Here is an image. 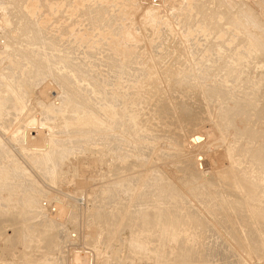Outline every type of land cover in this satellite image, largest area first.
<instances>
[{
	"label": "rangeland",
	"instance_id": "obj_1",
	"mask_svg": "<svg viewBox=\"0 0 264 264\" xmlns=\"http://www.w3.org/2000/svg\"><path fill=\"white\" fill-rule=\"evenodd\" d=\"M191 3H192V5H191ZM96 4H98V5L96 6ZM101 4H102V6H101ZM6 8H7V10H6ZM185 9H186V12H185ZM204 9H205V11H204ZM187 11L188 12L190 11L189 12L190 14L187 13ZM227 11L229 14H231V13L233 14V17L230 20H228L229 19L227 17L228 13H226ZM238 11H246L252 17V19L248 23L240 20L241 23L243 24V29L241 31H238V29H233V28H235L234 26H230L231 24H227V22L228 23H234L233 25L236 26L235 23L240 19L238 14L236 13ZM211 12H212V14H211ZM213 12H215V13H213ZM209 13H210V15H209ZM219 13H220V15H219ZM99 14L101 17L99 16ZM214 15H216V17ZM88 16H90V17H88ZM211 16H212V18L214 17V19H212ZM74 17H76V18H74ZM66 19H68V20H66ZM114 19H115V21H114ZM32 22H34V23H32ZM127 22H129V23H127ZM30 24H32L33 26ZM34 24H35V26H34ZM219 24L223 27V28L221 27L222 31L224 29L221 36H219L217 33L219 31H221L220 26L219 27L217 26ZM249 26L260 28L262 30L261 34L258 35L257 32L250 30ZM49 29H51V30H49ZM82 29L85 30V33ZM46 30L48 31V33ZM26 31L28 34H25ZM34 31L37 33H34ZM114 31L116 34L114 33ZM94 32H95V34H94ZM109 32L111 33V35ZM75 33H76V35H75ZM112 33H113V35L114 34L115 35L112 36ZM69 34H70V36H68ZM35 35H37L38 37H36ZM250 35L254 37L253 40L250 39V37H249ZM99 36H100V38H99ZM129 36H130V38H129ZM102 37H103V39H102ZM109 37H111V38H109ZM118 37L119 38L121 37L120 38L121 40H118L117 42H119V41L123 42V46L121 45V43L120 44L118 43L119 45H121V47H124L125 49L129 48V46H130L129 49H131V47H132L131 50L126 49V52L132 51L131 53L125 52L127 54V56L124 53H123V56H121L122 55L121 52L117 53L118 50L114 51L116 49L115 48L112 49L114 47V45L111 44V40L112 39H119ZM31 38H33V39H31ZM64 38H66V40ZM83 38H85V39L82 40ZM125 38H127V40L129 38L128 42L134 43V44L128 43L127 40H125ZM50 39H52V40H50ZM55 39L56 40L58 39L57 40L58 42ZM94 39H96L97 41ZM122 39L124 41H126V43ZM87 40L89 42H87ZM105 40L107 43L105 42ZM37 41H39V43ZM71 41H73V42H71ZM261 42H264V0H192V2H191V0H57V1L56 0H0V108H2V106H1L2 103L7 102L6 96H8V95L14 96V94L17 95L16 94V92H17V93H19L18 95H20V96L22 95L23 103H25V106H26V108L24 109V112L22 113L20 119L17 121L19 125H20V123L23 122L27 126L28 124L26 121H28V120L32 121L35 119H39L38 121L42 122L46 118L54 119L55 114L48 113L49 109L46 106L47 103H49V101L51 102V100L53 101L55 106L57 105L56 107L60 108L61 106H63L62 109H59L53 105L55 110L58 109L59 112H62V113L64 112L65 118H68L69 116H70V118H72L74 116V119H76L78 117L77 115H79V114L83 115V113L85 115L86 111L88 113L89 110L91 112L92 110L97 109V108H99L101 110V105L105 104L104 101L102 100L103 94H99L101 91L99 92V90L97 89L98 87H101V89L100 88L99 89L103 90V92L106 93V95H108L110 98L112 96H116L114 98V99H116V101H115L116 104L118 102L121 103V106L126 108V110L128 112V113H126L127 115L135 116L138 127L136 125H133V123H132V125H130V127L134 128V129L132 128V131L134 130L133 131L134 136L138 135V134L141 135L144 133V131H146L144 134L145 135L147 134V137L146 136L143 137V135H144L143 134V135H141L140 138L138 135L137 137L139 139L137 140V142L135 141V143H132L134 141H131L132 139H129V141H131L132 144L129 143L128 140L125 142V139H127V138L124 139L123 136H118V139H116V141L113 139V141L116 143V147H115L114 142L110 143L111 145L108 143H105V142L104 143L99 142L100 135H102V134H100L99 130L96 131L94 127L93 128L90 127V128L95 130V131L93 130L94 132L93 131H91V132L90 131L89 132L80 131L81 132L80 133L81 138H82L83 134H86V137H88V139L89 138L91 139L93 137H94V139L87 140L86 137H84L80 140L79 132H78L79 130L75 131L74 133H65V132L60 133L61 130L69 128V127H67V125L62 126V125L66 124L65 122L62 123L60 126H56L54 124H51V129H50L51 132L47 131V127H48L47 124H49V122H46V123L43 122L42 124H44V127H45L44 129H46V134L47 135L49 133L51 134V135H48V137L51 136V140H53V143H55L57 145L59 139H61V138H62L61 140L64 142V147H62V148L59 147V149H58L57 146L54 147V144H50L49 145L50 148L48 147L45 149L48 152V154L46 151L44 152L47 155L46 156L47 159H45L46 162L45 161L44 162L46 164H47V161L49 162L48 163L49 166H47V168L50 167V165L52 163V161H51L52 159L55 160V161L53 160L52 165L54 164V162H56L58 160L56 162L57 165L55 163L53 166H51V168L49 169V173H48L47 171L45 172V170L43 171V169L41 167H38V165H40V164L35 165V163H37V162L33 163L32 160L24 154L25 149L22 148V146H23L22 144L16 145V143H13L15 146L11 144L13 141L12 136H14V134L16 133V131L14 132V130H16V129H14V128H16V125H18V124H16L14 126V128H11L9 130V132H4V130H3L4 134L0 133V135H2V136H0V138L2 139L3 142L8 144L7 145L8 147L10 146L9 148L12 151V153L14 152L15 157H17V158L19 157L18 158L19 162H18V159L15 158V159H17V162H18L17 164H19L21 166V169H22L19 171V172H21V173H19V176H22V173L25 170V172H26L25 178L26 179H28V180L32 179L31 180L32 183H34L33 181H35L37 183L36 184L37 187H39V188L42 187L41 189H43V188L46 189V187H48L47 190L53 191V193L58 192V194H56V195H60V196L63 195L61 197H64L63 199H65L64 200L65 204L62 203L63 204L62 208H59L60 211H62V213L64 214V216L61 217V219H59V218L57 219L56 218V211H58V209L55 208L57 201L55 199H53V197H52L53 201L51 198L49 199V200H51L50 202H52V203H50L47 197H42V196L40 197L39 196L40 197L39 199L41 200L40 203H41V205L43 204L45 208L44 207H41L42 209L41 208H32L34 210H32L30 208L29 209L28 208H24V209L23 208H11L9 206V203H11L10 200L8 202V201H5L4 199L0 198V206H1V208H0V264H148V263L149 264H155V263L156 264H160V263L161 264H172V263L173 264H178V263L184 264V261H182V263H181V256H180L181 254H184L183 257L185 256V260H188L187 262H185V264H191V263L192 264H194V263L195 264L196 263L197 264H200V263L201 264H219V263H222L223 258H221L222 259V261H221V260H219L220 257L216 258V257L212 256L213 259H215V260H213L211 256L207 257V255H205L206 254L205 249L202 250L204 246L206 247V244L204 245V242L206 243L208 240V239H204V236H205L204 234L206 233L204 228H206V227H203V225L199 226L200 230L197 231L196 229L199 227H197V228L195 227L197 224L194 223L195 222L194 218L191 216V214L189 215V211H188L191 208H196L198 210L200 209V211L202 213L200 211L199 212L201 214L204 213V216L208 217L204 208H207V207L210 208V206H211V208L212 207L213 208L219 207V208H226L228 210H229V207H227V206H230L231 210L227 211L226 213L227 214L229 213L228 216L232 217L231 220H233L232 221L233 223L240 224V225L236 224L237 227H236V225H234L235 226L234 231H235L236 235H238L240 237V240H242V243L244 245L243 250L248 249V251H249V252L248 251L242 252V251L238 250V248L235 246L236 242L234 243L232 240L226 241L227 243H225V244L230 245V246L228 245V249L227 248L226 249L230 250V254L232 256L234 255L235 259L232 258V256L230 255L229 258L227 257L229 260L227 258H226V260L224 259L223 264H231L232 262H233L232 264H234V263L235 264L236 263L237 264L238 263L239 264H251V262H252V264H254V263L258 264L260 260L264 261L263 260L264 258H262L264 255L262 256V254H261V253L264 254V251H262V250L260 251V249L264 250V248H263L264 247V244H263L264 241H262V240H264V235H263L264 229H261L262 227L264 228V218H263L264 217V213H263V211H264V205H263L264 204V200H263L264 199V192H263V190L264 189H260V187L264 188V186H263L264 185L263 184L264 183V178H263L264 177V173H263L264 171L260 170V172H259V170H258L259 167H260V169H264V166L261 167V165H259L255 160L253 161L252 159H250L251 157H249V155L246 153V151L248 152V151L256 150L258 147H260V143H263V141H264V135H263L264 134V114H263L264 110L259 111V109H258L257 111L259 113L258 112L256 113L255 110H253L251 112L252 114L250 116L251 120L248 124V129L250 128V133H251V131H259L260 134H262V132H263L262 136H259L260 137L259 139L258 138L257 139L256 138L255 139H250V138L247 139L248 136H246L245 134H243V133L240 134L239 132H237V133H239V134H237V133H235L234 129H232V128L230 129V127H227L226 124L228 123V126H230V123L228 122V120L226 121L227 118L224 119L225 118L224 115L221 116L222 114H224L223 113L224 107L233 106V102L228 101V99H224L225 96L222 97L223 99L221 97H216L215 101H217V102H215L213 100L214 96H211L212 97L211 98L210 94L209 93H208L209 95L207 94V89H211L210 86H219L222 88L224 86H226L225 89L230 88L231 91H229V92L232 93V94H230V95H232V97H234V95H235L234 91H236L237 95L234 98H242L240 96H242L245 93L247 95L252 96V94H250L251 92H253V93L254 92H257V93L260 92V94L256 93L257 95H260V97L258 96L260 98V100L258 102L256 101V103H257L256 108L261 106L262 108H260V109H264V105H263L264 104V77L260 78V76L262 74L261 73L262 69L257 67V64L255 63L256 53L253 52V49L255 47H258V44ZM33 43H35V44H33ZM90 43H93V44H90ZM61 44H62V46H61ZM72 45H76V46L73 47ZM101 45L104 48L101 47ZM111 45H112V48H111ZM124 45H126V46H124ZM68 46L70 47V49ZM81 46H83V47H81ZM98 48H100V50ZM66 49H68V50H66ZM74 49L77 51H75ZM88 49H90V51ZM94 49L96 50V52ZM71 50H72V52H71ZM86 50L89 52H87ZM104 50H107V51L105 52ZM151 50H153V51H151ZM68 51H69V53H68ZM73 51H75V52H73ZM92 51H93V53H92ZM163 51H165V52L163 53ZM237 51L249 52V54H251L252 57L251 58L249 57L248 61H246V62L243 61L241 64L237 65L234 63V60H233L234 57H237V53H239ZM120 53H121V55H120ZM39 54L41 56V60H43L42 63H41V60L39 58L40 56H37ZM53 54L55 56L59 55L61 57H55ZM34 55H35V57H33ZM69 55L72 57H70ZM91 55H94V56H91ZM107 55L108 56L111 55L113 57H111V56L108 57ZM129 55H130V59L128 57ZM31 56H32V58H31ZM117 56H118V58H117ZM125 56H126V58L124 59ZM29 58H31V60ZM67 58H69V59H67ZM108 58H109V60H108ZM111 58H113V59H111ZM35 59L38 62L35 61ZM50 59H52V60H50ZM70 59L72 61H74V60L75 61L74 62L69 61ZM121 59H123V60H121ZM128 59H129V61H128ZM46 61L48 63L50 61L49 65L46 63ZM123 61H124V63H123ZM12 62H14L16 64H14ZM19 62H21L22 64H20ZM29 62H31V63L29 64ZM43 62H44V64H43ZM68 62H70V64H68ZM80 62H82V63H80ZM130 62H132V63H130ZM33 63H36L37 65L33 64ZM56 63H57V65H56ZM135 63L137 66L134 65ZM32 64H33V66H32ZM72 64L75 67L72 66ZM125 64H128V65H125ZM129 64L130 65L132 64V65L130 66ZM21 65H24V66L21 67ZM42 65L43 66L46 65V69H45V67L42 68L41 67ZM108 65H111L110 68L108 67ZM36 66H39V67H36ZM56 66L57 67L59 66V67L57 68ZM132 66L135 68H133ZM83 67H84V69H83ZM119 67H120V70H119ZM146 67H148V68H146ZM168 67L170 69H168ZM12 68H14V70ZM37 68L38 69L40 68L39 71L36 70ZM121 68H123V69H121ZM188 68L190 69V71L188 70ZM15 69L18 70V72ZM70 69H71V71H70ZM106 69L108 71L111 69L110 70L111 72L109 71L110 76H109V73ZM61 70H62V72H61ZM163 70H165L166 72L165 71L163 72ZM14 71H16V72H14ZM27 71H28V73H27ZM32 71H33V73H32ZM34 71H36V72H34ZM41 71H43L44 73ZM63 71H64V73H63ZM142 71H143V73H142ZM38 72L42 73V74L38 75L39 74ZM53 72H55L56 74ZM112 72H113V74H112ZM127 72H129V73H127ZM176 72H178V73H176ZM189 72H191V74L193 73V75H191L192 78L190 77L191 80L188 79V77L190 75ZM46 73H47V75H46ZM57 73H58V75H57ZM60 73H61V75H60ZM74 73H78L76 75L79 77L74 75ZM106 73H107V75H106ZM180 73L182 76L180 75ZM183 73L186 74V78L184 77L185 74H183ZM13 74H15V75H13ZM163 74H164V76H163ZM187 74H188V76H187ZM52 75H55V76L57 75V76L54 77ZM59 75H60V77H62V75H63V77L60 78ZM65 75H67V76H65ZM68 75H70V76H68ZM135 75H137V76H135ZM143 75L145 77H143ZM23 76H25V77H23ZM107 76H109V77H107ZM131 76H134V77H131ZM20 77L22 78V80ZM36 77H38L39 79ZM51 77H53L54 79ZM57 77H59L63 81H61ZM80 77L83 79H81ZM110 77H111V79L113 77L112 81H111ZM41 78H43V80ZM63 78H66V79H63ZM77 78H79V79H77ZM92 78H93V80H92ZM94 78L97 80H95ZM103 78L105 80H107L106 83L108 85L105 84V80ZM131 78H134V79H131ZM150 78H151V81H150ZM19 79H20V81H18ZM68 79H69V81H67ZM154 79L157 81H155ZM172 79H174V81ZM245 79H247V83H246ZM41 80H42V82L45 81L44 83L47 86L44 83H42ZM54 80H56V81L58 80L57 83ZM89 80H91L92 82H90ZM21 81H22V83L20 84ZM24 81L26 82V84ZM49 81H50V83H46ZM59 81H61L63 85L61 83H58ZM11 82H13V83H11ZM18 82H19V85H18ZM54 82H55V84H54ZM67 82H69V83H67ZM78 82H79V84H78ZM98 82H99V84H98ZM108 82H111V83H108ZM260 82H262V83H260ZM86 83H87V85H86ZM242 83L244 86L242 85ZM256 83H257V85H256ZM56 84H58V85H56ZM219 84H221L222 86ZM20 85L22 87H20ZM79 85H80V87H79ZM83 85L84 86L86 85L85 86L86 90L84 89L85 87L84 88L82 87ZM99 85H101V86H99ZM197 85H199V86H197ZM229 85H230V87H229ZM92 86H94L97 89L96 90L97 93L93 92L94 90H93ZM239 86H240V88H239ZM65 87H67V89ZM88 87H90L93 91L91 92V89ZM197 87H199V88H197ZM8 88H10V89H8ZM20 88H21V90H20ZM41 88H42V90H41ZM45 88H46V91H45ZM75 88H77V89L75 90ZM103 88H105L106 91ZM193 88H194V90H193ZM243 88H245L247 90H245ZM12 89H14V93H13ZM49 89H50V91H49ZM89 89H90V91H89ZM228 89H226V91H228ZM241 89L243 91L244 90L245 91L243 92V91H241ZM70 90L73 91V93H70V95H69V92H71ZM74 90L76 93H74ZM77 90L80 92H78ZM239 90L241 93L239 92ZM249 91H250V93H249ZM81 92L83 93L82 95L79 94ZM90 92L93 93L94 95H92ZM103 92H101V93H103ZM110 92L114 93V95L113 94L110 95ZM122 92H124V93L126 92V93L123 95ZM86 93H88V95ZM233 93H234V95H233ZM84 95L86 97L87 96L88 97L86 98ZM90 95L93 97L89 98V97H91ZM117 95H118V97H117ZM119 95H120V97L123 96L125 101L121 100L123 98L122 97L120 98ZM29 96H30V99H29ZM66 96H68V98H66ZM82 96H84V97H82ZM98 96L101 99H98ZM70 97H72V99ZM95 97H96L97 101H95L96 100ZM126 97L128 100L126 99ZM24 98H26V99H24ZM74 98H75V100L73 101ZM85 98L90 99V100L86 101ZM42 99H43V101H42ZM62 99H64L63 100V101H65L64 103H61ZM66 99H69L70 101L72 100V102H73V103L71 102L72 106L74 104L75 107L73 106V108H72L70 106L71 104H69L67 107H65L66 101L68 102V100H66ZM83 99L85 100V105L82 104V103H84ZM79 100L80 101L82 100L81 101L82 103ZM119 100H121V101H119ZM76 101L78 102L77 105H79V103H80L81 106L77 107L75 104ZM100 101L101 102L103 101L102 102L103 104L102 103L100 104ZM222 101H224V104ZM225 101H227L228 103L227 102L226 103L229 105H226ZM88 102L93 103V104L94 103L96 104V102H97L98 103V104H96L97 107H95L96 105L94 104V108L91 110L90 107L92 108L93 104L88 105ZM123 102H124V104L122 105ZM219 102H220V104H219ZM119 103H118V105L120 107ZM221 104H222V106H221ZM219 105L221 106V108H219L220 107ZM84 106H85V108L88 106L89 110L84 108V112L82 113ZM68 107H69V110H70V107L73 110L72 111L71 110L70 111H68V110L64 111L65 108L68 109ZM80 107H82V108L78 109ZM205 107H206V109H205ZM214 107L215 108L218 107V109H215ZM4 108L5 107L3 105L2 109L5 111ZM75 109L80 110L81 113L77 112L78 110H76L77 113L72 114V112H75ZM99 109H97L98 111L95 110L96 113L101 112ZM220 109L222 110V114H221ZM69 112H71V114ZM10 113L12 114V111H10ZM26 113L28 116L26 115ZM31 113L33 116L31 115V117H30L29 114H31ZM253 113L255 115H253ZM35 114H36V117H34ZM232 115H233L232 118L235 117L234 119H239V117H240L239 115H238L239 117H237V115L234 113H232ZM66 116H68V117H66ZM1 117H3V116H0V120L2 119ZM22 117H23V119H22ZM221 117H222V119H221ZM247 117H249V114L247 115ZM247 117H246V115H243L241 117L242 118L241 121H242V123H245V125H246V122H244V121L246 119H248ZM21 119L23 121L19 122V121H21ZM120 121L118 123L119 125L123 122L122 121L120 123ZM23 123H22L23 127H21L20 129L26 130L27 127H25V125ZM30 123L31 122H29V126H31V125L33 126V124H36L37 122L36 123L32 122L31 125H30ZM220 124H221V126H220ZM128 125L129 124H127V126H125V129L123 128L124 125H123V127L121 126L122 132L127 131V129H129ZM239 125H240V127H242L241 124H239ZM134 126H136L137 128ZM162 126H163V128H162ZM52 127H53V129H52ZM59 127L60 128L62 127V128L60 129ZM164 127H166V128H164ZM32 128L35 129V127H32ZM54 128L56 129V131L58 130L57 132L60 133V134L57 133L58 135H60V136L62 135L61 137L58 138V135H55V134H54L55 136L53 135V137H52V134L55 132ZM80 128H82V126ZM69 129H72V128H69ZM136 129H138L139 131ZM241 130H243V129H241ZM135 131H138V133ZM161 131L163 133H161ZM95 133H98V134L95 136ZM150 133H152V134H150ZM165 133H166V135H165ZM32 134L36 135L37 133L33 132ZM43 134H45V132H43ZM153 134H155V135H153ZM156 134H160V135H156ZM98 135H99V137H98ZM239 135H240V137L242 135L246 136V137H243V136L242 137L244 139H247V140H244L245 142L244 141L241 142V140H243V138L241 137V139L239 138V142H237ZM251 135H252V133H251ZM148 136H151V137L154 136V137L153 138L150 137L151 138L150 139ZM159 136L165 137V138L163 137V141H162V139L159 140L160 139ZM170 136H172V137H170ZM186 136L188 138L194 139L193 144L190 146V148H192L194 145L198 146V148H199V150L194 154L195 155L194 158L195 159L198 158V162H199V163H196L197 164L196 169L199 171H203V173L205 175H208L209 176L208 179L211 182V184H208L209 182H207V181L206 182L201 181V180H199V181L195 180L194 181L192 178L191 179L193 181L190 184V180L189 179H188L189 181L186 180L187 174L185 172V168H184L183 163L181 161V157H179V158H174L175 156L172 157V155H174V151H175V149H174L175 144H173V143L174 142H178V143L183 142L184 143V141H185L184 138H186ZM29 137H31V136H28V138ZM35 137L36 136H32V138H35ZM71 137H74V139H76L77 141H75L74 139H71ZM177 137L179 139H177ZM10 138H11V140H10ZM65 138L70 139L72 141L65 140ZM141 138L142 139L145 138L146 140H142ZM154 138L157 140H155ZM170 138H173L172 140H174V141H172ZM235 138H236V141H235ZM78 139H79V141H81L83 143L79 144L80 142L78 143ZM121 139L123 142L121 141ZM140 139H141V141H140ZM85 140H87L88 142H86ZM167 140L169 142L171 141L170 142L171 144L168 143ZM229 140H230V143H229ZM73 141L75 142L74 144H73ZM119 141H121L120 144H119ZM148 141H150V142H148ZM246 141H248V142H246ZM166 142H167V145H166ZM232 142L235 143V146H232V147H234L235 153H236V148L240 147L239 149H237L236 154H238V153L239 154L235 158L236 159L235 163L233 162L234 163L233 164L234 167L232 166L233 171L230 167V163L226 162L225 160H224L225 161L224 162L220 158L225 153V148L227 146L232 145L233 144ZM65 143H67V144H65ZM147 143L149 145H144ZM113 144H114V146H112ZM133 144H134V146H133ZM150 144L151 145L153 144V145L151 146ZM155 144H156V146H155ZM160 144H163V145H160ZM19 145H21V146H19ZM141 145H143V147L144 146L145 147L142 148ZM239 145H241V146H239ZM149 146H151V147H149ZM114 147H115V149H114ZM138 147H140V149ZM158 147H160L161 149H159ZM51 148H52V151H51ZM133 148H134V150H133ZM135 148H138V150L137 149L135 150ZM169 148H171L172 150ZM241 148H243V149H241ZM53 149H54V151H53ZM167 149H169V150H167ZM114 150H115V153H114ZM131 150L134 152V154H132ZM165 150L167 151L168 154L166 153ZM137 151L138 152L141 151L140 153H144V154L139 153L140 154L139 156L142 155V157H141L142 159H140L138 157V154H135V153H137ZM149 151H151V152H149ZM158 151H159V153H158ZM170 151H172V153ZM51 152H54L55 155L53 153L51 154ZM129 153H130V157L128 155ZM147 153L151 154V155L148 156ZM4 154H5L4 152H0V155H1L0 159L2 160V157H3L6 160V162L4 159L2 161L0 160V167L1 166L5 167L6 165H8L9 162L11 160H13V157H14V156L9 157L8 159H10V158L11 159H10V161H7L8 159H6V156ZM50 154L53 155L54 158L51 159L52 156H50ZM158 154H160V156ZM161 154H163L164 156H162ZM133 155H135L136 159H140L142 161H139V160L135 161L134 160L135 157ZM143 155L144 156L146 155L145 156L146 158ZM147 156H148V158H147ZM165 156H167V157H165ZM199 156H201V158H199ZM57 157H59V158L56 159ZM123 161H126V164ZM137 161H139V162H137ZM248 161L250 163H247ZM236 162H238V163H236ZM122 163H123V165L124 164L126 165V166L124 165L125 170H124ZM253 163L255 165H253ZM119 164H120V166H122V168L119 166ZM128 165H130L132 170H129L131 168ZM237 165L239 166V168L240 167L241 168H245V167L248 168V166H250L246 172L248 174V175H246V177L247 176L250 177V175L252 177V176H254V174H255V177L249 178L253 181H251V183H249V182H247V183H249L248 186L251 184V186L254 189L256 187L257 191H256V189L254 191L251 186L248 187L245 181H241V184L246 185L247 188H249V189L251 188L250 189L251 192H248L249 189H247L245 186H241L240 188H238V187L232 188V186L230 187L228 185H225L226 182L223 181V179L225 178V175L228 174L229 169H230L231 174H232V172L234 174H236L237 171L235 172L234 168L236 169ZM244 165H246V166H244ZM12 167L16 168V166H12ZM53 167H56L55 170ZM29 168H30V170H29ZM126 168L128 170H126ZM255 168H257V169H255ZM40 170H41V172L43 171L44 174H41V172H39ZM244 170L246 171V168ZM152 171L154 172V174L155 173L156 174L153 175ZM261 171H263V172H261ZM6 172H8V171H6ZM6 172H5L6 177H4V180L6 179V181H7V179L9 178L8 181L12 182L13 181L12 177L15 174V173H13L14 171L12 170V172H11V170H9V173H6ZM25 172L23 173V175L25 174ZM32 172L34 174H32ZM147 172L148 173L152 172V174H150V173L147 174ZM10 173H12V174H10ZM27 173L29 176L27 175ZM45 173H46V175H45ZM52 173H54V174H52ZM142 173L143 174L145 173L147 177L145 176V174L143 175ZM16 174H18V172ZM16 174L14 176H16ZM51 174H52V176H51ZM237 174H239V173H237ZM35 175L38 177H35ZM48 175L53 177V178H51V180L52 179L54 180V181L52 180L53 182H51V181L48 182V180H50L49 177L46 178V176H48ZM138 175H140V176H138ZM150 175H152L153 178ZM148 176L150 178H148ZM33 177H35V178H33ZM140 177H142V179L137 180ZM145 178L148 179L149 181L145 180ZM157 178L159 179V181ZM21 179L23 180L24 178H21ZM259 179L262 181H259ZM156 180L159 183L161 180L162 184H165L164 187H166V182L176 186L175 190L173 189L176 192V193L174 192L175 195H173V197H175V198L168 199L169 201L167 200L168 201L167 206H166L165 202L160 203L161 205H159V202L163 201L162 200L163 197L160 200L161 196H158V194H157L158 193V188H157L158 186L155 184V183H157ZM2 181H3V179L0 180V184L2 183ZM20 181L16 180L17 183ZM140 181H142V184H143V181L144 182L147 181V182H145V184L147 186L145 184H143L144 187H142V184L140 185V183H141ZM152 181L155 183H153ZM200 181L202 183L204 182L203 184H205V185H203ZM254 181H256L257 185L252 184ZM28 182H30V181H28ZM41 182H43V183L41 184ZM220 182L223 185L220 184ZM258 183L261 186L258 185ZM212 184H214V185H212ZM134 185H136L137 187ZM209 185L211 187H208ZM254 185H255V187H254ZM202 186H204V187L202 188ZM217 186H219V187H217ZM222 186H223V188H221ZM14 187L17 188V186H14ZM14 187L10 192L11 195L17 194V191L15 190ZM113 187H115L114 191H113ZM141 187H142V190H141ZM145 187L146 188L148 187L150 189L147 188L148 190H146ZM151 187H153L155 189L152 190ZM187 187L190 188L189 190L191 192L188 190ZM197 187H201V188H197ZM224 187H226L229 192L225 191L226 188L224 189ZM243 187L246 188L245 191L247 193L244 190H242ZM39 188H37V189L39 190ZM105 188H107V189H105ZM258 189H260V190H258ZM59 190L61 192L65 193V195H67V196H64V194L61 193ZM105 190H108L109 192L106 191V193L108 192L110 194L107 193L108 195H106V193H104ZM205 190H209V193H211V191H212V193H211L212 195L208 194V191H205ZM146 191H149V192H146ZM155 191H157V192H155ZM197 191H199L200 193ZM202 191H204L205 194L202 193ZM217 191H219V192H217ZM220 191H222V192L220 193ZM234 191H236V192H234ZM258 191H259V193H258ZM261 191H262V193H261ZM59 192H60V194H59ZM91 192H93V194L94 193L95 194L90 195ZM151 192H152V194H150ZM196 192H197V195H196ZM206 192H207V194H206ZM216 192L219 195H221V196H219L217 194V196H216L217 198L219 197L220 199L219 198L217 199L216 197L214 198V196L216 195ZM254 192L255 193L257 192L260 196H258L257 193L254 195ZM114 193H116L115 194L116 197L114 196ZM143 194L146 195L147 197L143 196ZM148 194L151 195L152 198L148 197L149 196ZM153 194L155 196L156 195L157 196L153 197ZM238 194H239V196H238ZM246 194H248V195H246ZM15 195H13V196L16 197L17 195L16 196ZM109 195L110 196L112 195L111 196L112 199L110 198ZM178 195H179V199L177 198ZM181 195H183V196L180 197ZM261 195L263 197H261ZM0 196H1V192H0ZM3 196H6V195L3 194ZM233 196H234V198H233ZM240 196H241V198H240ZM106 197H108V198H106ZM193 197L196 199H194ZM197 197H199V198H197ZM256 197H258V199H255ZM259 197H261V198L259 199ZM146 198H148V199H146ZM149 198H150V200H149ZM155 198H156V200H155ZM203 198H204V200H203ZM205 198H207V200ZM221 198H223L224 201H222ZM1 199L3 202L1 201ZM15 199L16 198H14L13 200H15ZM113 199H116V201L115 200L114 201L117 204H115L114 201H112ZM117 199L121 200L122 203L117 202V201H119ZM171 199H172V201L175 199L174 202H177V203L179 200L180 201L178 204H176L172 201L170 202ZM176 199H178V201ZM253 199H254V201H252ZM197 200H199V201H197ZM255 200H256V202H255ZM111 201L113 204L111 203ZM209 201H211V202H209ZM226 201H227L226 204H223V205L221 204V203H225ZM237 201L239 203L240 202H242V203L238 204ZM140 202H142V203H140ZM169 202H170V204H169ZM243 202L245 203L244 205H243ZM248 202H249V204H247ZM250 202H254V203H250ZM1 203H4V204H1ZM118 203H120L121 205ZM147 203H149L151 205H148ZM205 203H207V204H205ZM128 204H130V206ZM168 204L170 207L173 206V208H176V207L177 208H181V207L183 208V210H182L184 213V216H183L184 218H182V222L184 224L183 228H182L184 231V232L182 231L183 235H181V227L182 226L176 230V232L178 231V233H177L178 235H177L174 230L172 233H170V231L167 228H165V226L164 227L162 226L164 229L163 230L161 228V225L160 226L157 225L156 226L157 228L155 227L150 231L151 233L149 232L150 234L147 232V235H146V232L143 231L142 235L144 236V232H145V236L147 238L145 236L144 237L146 239L143 236L142 237L137 236V232H139L138 231L139 228H137V227H143L144 226L141 223L144 224L145 218L150 217V216L155 217V215H158L160 213L158 211L165 210V206L167 209H169L170 207L168 206ZM188 204H189V206H188ZM256 204L258 205V208L261 207V209H262L261 214L263 216L262 217L263 222L262 221L258 222L256 220V217L253 216L251 212L246 211V207L250 208V209L252 207V209H253L256 206V208H257ZM4 205H6V206H4ZM114 205H119V206L117 207ZM137 205H139V206H137ZM174 205H176V206H174ZM190 205H191V207H190ZM220 205H222V207ZM224 205L225 206L227 205V206L225 207ZM2 206H4V207H2ZM120 206H122V207H120ZM124 206H125V208H124ZM142 206L144 209L141 208ZM149 206L152 207L153 210ZM160 206H162L161 207L162 209L159 208ZM233 206L235 208H233ZM236 206H238V207H236ZM146 207H149V208L147 209ZM122 208H124V211ZM156 208L157 209L159 208V210L155 211L154 209H156ZM185 208H186V210H185ZM241 208H243L242 209L243 213H242ZM128 209H129V211H128ZM235 209H237L238 211ZM27 210H29V211H27ZM100 210H103V212L102 211L100 212L101 214L102 213L103 214H102V217H100V219H99L97 214H100L99 213ZM141 210H145V211H141ZM26 211H27V214H23ZM138 211H139V213L142 212V214L141 213L138 214L137 213ZM235 211H237V212L235 213ZM10 212L13 214H8ZM79 212H80V214H79ZM106 212L110 213V214H107ZM116 212L119 213V216L117 215L118 213L116 214ZM148 212L149 213L152 212V213H150L151 215ZM153 212H158V213L155 214ZM28 213H31V214L28 215ZM88 213H90V214H88ZM94 213H96V214H94ZM111 213H113L112 214L113 216L111 215ZM186 213H188V214H186ZM246 213H247V215H246ZM92 214H94V216H96L97 219L94 218V216ZM101 214L99 216H101ZM104 214L115 217L116 220L118 221V223L115 220V218L113 219L110 217L111 219H109V216L107 218V216H103ZM129 214L134 216V217H132V216L130 217ZM185 214H186V216H185ZM230 214L231 215L235 214V215H233L234 216L233 217ZM240 214L241 215L243 214V215L241 216ZM244 214L246 216L245 218H248L249 220L245 219L244 220L245 223L243 226L242 223L244 222L243 221ZM248 214L250 216L252 215L251 217H253L254 219L252 220V218L250 216H248ZM15 215L16 216L18 215V216L16 217ZM75 215H76V217H75ZM114 215H117L119 218L117 216H114ZM120 215H122V218L124 215L128 216V217L124 216V218L126 217L128 219L130 217V219H128V221L130 220L129 221L130 223L127 222V219L125 218L126 222L124 221L123 223H124V225L126 223L127 224L124 226L122 223L124 218L122 219ZM188 215L190 216V219H189ZM236 216H237V218H236ZM15 217H16V219H15ZM18 217L19 218L23 217L24 219L23 218L17 219ZM92 218H94V219L92 220ZM101 218H103V220ZM132 218L136 219V220H132ZM234 218L236 221L234 220ZM104 219L105 220L107 219L106 222L112 220L110 222H113L114 226L110 225L112 228L109 227L108 223L109 224H112V223H110V222L106 223ZM44 220L49 222L50 226L48 224H46L47 222L46 221L44 222ZM120 220H121V222H120ZM239 220L243 221V222H239ZM246 220H247V222H246ZM99 221H101V222H99ZM192 221H193V223H192ZM248 221L251 223H248ZM51 222H53V223H51ZM138 223H140V224H138ZM154 223L156 224V222H154ZM253 223H255V224H253ZM51 224L52 225L56 224V226L53 225L54 227H52ZM59 224L61 226H57ZM102 224L106 225V227H105L106 230L104 229ZM115 224H116V226H115ZM121 224H122V227H120ZM193 224L195 225L194 228L192 227ZM258 224L262 225V227L261 226L259 227ZM45 225L47 228H45ZM248 225H252L253 227L255 226V228H257L256 230L254 229L255 233L252 235L253 239H252V236H250V238L253 241L248 237L250 235V233L246 232L247 229L249 230ZM185 226H188V227H185ZM238 226L240 229L238 228ZM88 227H89V229H88ZM108 228H110V231H108L109 230ZM135 228L137 229V232H136ZM245 228H246V230H245ZM46 229H49V230L46 231ZM113 229H114V231H112ZM122 229H123V231H121ZM159 229L161 232L159 231ZM165 229L168 231H166ZM193 229H195V230H193ZM53 230L55 233L53 232ZM116 230H118V231H116ZM140 230H141V228H140ZM260 230H261V232H259ZM131 231L132 232L134 231L136 233H132ZM162 231L163 232L165 231V235H163L164 233ZM194 231H195V233L197 232L196 234H198V236L201 237V238L198 237V240L200 241V243H199L200 247L195 246V248L197 247V248H199V250L197 251L196 250L197 248L194 249L193 254L196 253L195 254L196 257L194 255V257L190 260V254L192 252L186 253L184 251L185 253L184 252L181 253V249H179V248H181L180 246L183 245L182 243H184L183 236L185 237V239H186V236L192 237ZM203 231H204V234H203ZM237 231H239V232H237ZM256 231H258V232H256ZM152 232H154V233H152ZM189 232H191V233H189ZM245 232H246V235H245ZM161 233H162V236H160ZM167 233L170 237L167 235ZM174 233H175V235H174ZM179 233H180V235H179ZM115 234L116 235L118 234V235L116 236ZM133 234H134V236H133ZM170 234H173L172 235L173 238L171 237ZM256 234H259V235H256ZM84 235H86V236H84ZM107 235H109V236H107ZM132 236L136 237V238L134 239ZM163 236H165V237H163ZM166 236H168V237H166ZM181 236H182V238H181ZM242 236H243V238H242ZM120 238H121V240H119ZM137 238H138V240H137ZM163 238H164V240H163ZM115 239L116 240L118 239V240L115 241ZM244 239L247 241L243 242ZM256 239L260 242L256 241ZM87 240H88V242H87ZM202 240H204V242ZM227 240H228V238H227ZM147 241H149V243ZM159 241H161V242H159ZM209 241H210V239H209ZM252 242H254V245H256V246H253ZM242 243H241V245H242ZM199 244H197V245H199ZM185 245H186V243H185ZM251 246L254 248V250H252L253 248ZM143 247H144V249H143ZM150 249H152V250H150ZM200 250H202V251H200ZM255 251H258V252H256L257 254L255 253ZM97 252L98 253L100 252V253L97 254ZM157 252H159V253H157ZM160 252L162 253V255ZM167 252H169L170 254ZM177 252H178V255L180 254L179 256L177 255ZM201 252H205V253H201ZM232 252H234V253H232ZM247 252H248V254H247ZM155 253H156L157 257L155 255ZM251 253L254 256H252ZM250 254H251V256H250ZM248 255H249V257H248ZM259 255H261V256L259 257ZM76 256H78L79 258L75 260L74 257H76ZM197 256H199V257H197ZM201 256H202V258H200ZM257 256H258V258H257ZM252 257H254V258H252ZM113 258L116 260H114ZM167 258L168 259L171 258V259L168 260ZM195 258L197 260L201 259L203 262L206 260L207 263H202L201 260H199L200 261L199 262ZM207 258H209L211 260H209V259L207 260ZM259 258H262V259L259 260ZM194 259L196 261H193ZM203 259H205V260H203ZM255 259H257V260H255ZM162 260L163 261L165 260V261L163 262Z\"/></svg>",
	"mask_w": 264,
	"mask_h": 264
},
{
	"label": "bare ground",
	"instance_id": "obj_2",
	"mask_svg": "<svg viewBox=\"0 0 264 264\" xmlns=\"http://www.w3.org/2000/svg\"><path fill=\"white\" fill-rule=\"evenodd\" d=\"M57 1V0H56ZM191 2H192V0H191ZM52 3V2H51ZM108 3V2H107ZM195 3V2H194ZM65 4V3H64ZM79 4V3H78ZM44 5V4H43ZM98 4H96V6H97ZM100 5V4H99ZM115 5V4H114ZM191 5H192V3H191ZM69 6V5H68ZM101 6H102V4H101ZM199 6V5H198ZM191 7V6H190ZM76 8V7H75ZM97 8V7H96ZM105 8V7H104ZM107 8V7H106ZM127 8V7H126ZM202 8V7H201ZM200 8V9H201ZM95 9V8H94ZM209 9V8H208ZM6 10H7V8H6ZM10 11V10H9ZM80 11V10H79ZM95 11V10H94ZM98 11V10H97ZM100 11V10H99ZM125 11V10H124ZM204 11H205V9H204ZM207 11V10H206ZM12 12V11H11ZM93 12V11H92ZM106 12V11H105ZM185 12H186V9H185ZM190 12V11H189ZM188 11H187V13H189ZM49 13V12H48ZM47 13V14H48ZM101 13V12H100ZM127 13V12H126ZM146 13V12H145ZM208 13V12H207ZM213 13H215V12H213ZM226 13H228V11L226 12ZM237 14H238V16H239V20L235 23L236 24V26L235 25H233L234 23H228L227 22V24H231L230 26H234L235 28H233V29H238V31H241L242 29H243V24L241 23V21L240 20H242V21H245V22H249L251 19H252V17H251V15L248 13V12H246V11H238V12H236ZM51 14V13H50ZM96 14V13H95ZM110 14V13H109ZM190 14V13H189ZM211 14H212V12H211ZM40 15V14H39ZM108 15V14H107ZM206 15V14H205ZM209 15H210V13H209ZM219 15H220V13H219ZM229 15V16H228ZM228 15H227V17L229 18L228 20H230L232 17H233V14L231 13V14H229L228 13ZM99 16H100V14H99ZM115 16V15H114ZM190 16V15H189ZM208 16V15H207ZM206 16V17H207ZM215 17H216V15H214ZM34 17V16H33ZM88 17H90V16H88ZM101 17V16H100ZM219 17V16H218ZM38 18V17H37ZM74 18H76V17H74ZM104 18V17H103ZM209 18V17H208ZM211 18H212V16H211ZM221 18V17H220ZM65 19V18H64ZM86 19V18H85ZM97 19V18H96ZM109 19V18H108ZM116 19V18H115ZM115 19H114V21H115ZM118 19V18H117ZM212 19H214V17L212 18ZM25 20V19H24ZM66 20H68V19H66ZM84 20V19H83ZM91 20V19H90ZM101 20V19H100ZM112 20V19H111ZM210 20V19H209ZM30 21V20H29ZM94 21V20H93ZM122 21V20H121ZM96 22V21H95ZM113 22V21H112ZM141 22V21H140ZM32 23H34V22H32ZM127 23H129V22H127ZM113 24V23H112ZM226 24V25H227ZM30 25H32V24H30ZM38 25V24H37ZM142 25V24H141ZM33 26V25H32ZM34 26H35V24H34ZM45 26V25H44ZM108 26V25H107ZM218 27L220 26V28L222 27L220 24L219 25H217ZM60 27V26H59ZM34 28V27H33ZM42 28V27H41ZM44 28V27H43ZM50 28V27H49ZM92 28V27H91ZM219 28V29H220ZM223 28V27H222ZM222 28H221V31H222ZM35 29V28H34ZM64 29V28H63ZM73 29V28H72ZM117 29V28H116ZM227 29V28H226ZM249 29L250 30H253L254 32H257V34L259 35V34H261V32H262V30L260 29V28H258V27H253V26H249ZM49 30H51V29H49ZM77 30V29H76ZM83 30V29H82ZM31 31V30H30ZM33 31V30H32ZM42 31V30H41ZM47 31V30H46ZM84 31V33H85V30H83ZM113 31V30H112ZM221 31H219V32H217L218 33V35L219 36H221L222 35V33H223V31H224V29H223V31L221 32ZM89 32V31H88ZM221 32V33H220ZM25 33V32H24ZM23 33V34H24ZM33 33V32H32ZM34 33H37V32H35L34 31ZM47 33H48V31H47ZM57 33V32H56ZM74 33V32H73ZM110 33V32H109ZM114 33H115V31H114ZM25 34H28L27 33V31H26V33ZM43 34V33H42ZM41 34V35H42ZM52 34V33H51ZM94 34H95V32H94ZM108 34V33H107ZM116 34V33H115ZM114 34V35H115ZM141 34V33H140ZM50 35V34H49ZM53 35V34H52ZM75 35H76V33H75ZM90 35V34H89ZM88 35V36H89ZM110 35H111V33H110ZM113 35V33H112V36H114ZM33 36V35H32ZM36 37H38L37 35H35ZM34 36V37H35ZM55 36V35H54ZM59 36V35H58ZM68 36H70V34L68 35ZM73 36V35H72ZM80 36V35H79ZM92 36V35H91ZM98 36V35H97ZM107 36V35H106ZM121 36V35H120ZM185 36V35H184ZM31 37V36H30ZM50 37V36H49ZM53 37V36H52ZM56 37V36H55ZM77 37V36H76ZM93 37V36H92ZM122 37V36H121ZM120 37V38H121ZM250 37V39L251 40H253V36H249ZM59 38V37H58ZM71 38V37H70ZM90 38V37H89ZM99 38H100V36H99ZM109 38H111V37H109ZM116 38V37H115ZM119 38V37H118ZM112 39L111 40V44H113L114 45V47L112 48V45H111V48L112 49H116V50H114V51H117V53L118 52H121L122 53V55H121V53H120V55L121 56H123V53L124 54H126L127 52L129 53L130 51H127L126 52V49H129L130 48V46H129V48H124V47H121V45L123 46V42H117L118 40H121V39ZM129 38H130V36H129ZM129 38H128V40H129ZM31 39H33V38H31ZM36 39V38H35ZM65 40H66V38H64ZM79 39V38H78ZM85 38H83L82 40H84ZM102 39H103V37H102ZM124 39V38H123ZM122 39V40H123ZM189 39V38H188ZM37 40V39H36ZM35 40V41H36ZM39 40V39H38ZM43 40V39H42ZM46 40V39H45ZM50 40H52V39H50ZM56 40V39H55ZM58 40V39H57ZM56 40V41H57ZM70 40V39H69ZM89 40V39H88ZM87 40V42H89ZM94 40H96V39H94ZM125 40H127V38H125ZM128 40H127V42H128ZM263 40V39H262ZM33 41V40H32ZM34 41V42H35ZM44 41V40H43ZM55 41V42H56ZM68 41V40H67ZM74 41V40H73ZM73 41H71V42H73ZM97 41V40H96ZM95 41V42H96ZM100 41V40H99ZM108 41V40H107ZM124 41V40H123ZM30 42V41H29ZM38 43H39V41H37ZM52 42V41H51ZM58 42V41H57ZM60 42V41H59ZM62 42V41H61ZM76 42V41H75ZM86 42V43H87ZM102 42V41H101ZM105 42H106V40H105ZM125 43H126V41H124ZM251 42V41H250ZM45 43V42H44ZM82 43V42H81ZM98 43V42H97ZM107 43V42H106ZM105 43V44H106ZM121 43V45H119V44ZM128 43H130V42H128ZM31 44V43H30ZM33 44H35V43H33ZM60 44V43H59ZM70 44V43H69ZM78 44V43H77ZM85 44V43H84ZM90 44H93V43H90ZM130 44H134V43H130ZM154 44V43H153ZM67 45V44H66ZM109 45V44H108ZM41 46V45H40ZM56 46V45H55ZM61 46H62V44H61ZM71 46V45H70ZM73 47L74 46H76V45H72ZM89 46V45H88ZM96 46V45H95ZM124 46H126V45H124ZM132 46V45H131ZM67 47V46H66ZM69 47V46H68ZM81 47H83V46H81ZM101 47H103L102 45H101ZM149 47V46H148ZM88 48V47H87ZM96 48V47H95ZM104 48V47H103ZM107 48V47H106ZM110 48V47H109ZM124 48V49H123ZM62 49V48H61ZM65 49V48H64ZM69 49H70V47H69ZM77 49V48H76ZM79 49V48H78ZM97 49V48H96ZM99 50H100V48H98ZM102 49V48H101ZM131 49H132V47H131ZM131 49H129V50H131ZM66 50H68V49H66ZM75 50V49H74ZM84 50V49H83ZM89 51H90V49H88ZM95 50V49H94ZM121 50V51H120ZM125 50V51H124ZM54 51V50H53ZM58 51V50H57ZM75 51H77V50H75ZM75 51H73V52H75ZM87 51V50H86ZM85 51V52H86ZM89 51H87V52H89ZM105 52L107 51V50H104ZM151 51H153V50H151ZM240 51V50H239ZM239 51H237V52H239ZM62 52V51H61ZM64 52V51H63ZM67 52V51H66ZM71 52H72V50H71ZM84 52V53H85ZM86 52V53H87ZM95 52H96V50H95ZM102 52V51H101ZM109 52V51H108ZM112 52V51H111ZM126 52V53H125ZM132 52V51H131ZM130 52V53H131ZM165 51H163V53H164ZM235 52V51H234ZM253 52L254 53H256V61H255V63L257 64V67H259V68H261L262 69V71H261V76H260V78H262V77H264V42H261V43H259L258 44V47H255L254 49H253ZM252 52V53H253ZM34 53V52H33ZM68 53H69V51H68ZM92 53H93V51H92ZM113 53V52H112ZM168 53V52H167ZM236 53V52H235ZM3 54V53H2ZM35 54V53H34ZM48 54V53H47ZM46 54V55H47ZM61 54V53H60ZM111 54V53H110ZM152 54V53H151ZM32 55V54H31ZM44 55V54H43ZM49 55V54H48ZM54 55V54H53ZM58 55V54H57ZM114 55V54H113ZM236 55V54H235ZM27 56V55H26ZM37 56H40V54L39 55H37ZM50 56V55H49ZM48 56V57H49ZM55 56V55H54ZM64 56V55H63ZM70 56V55H69ZM68 56V57H69ZM91 56H94V55H91ZM105 56V55H104ZM108 56V55H107ZM109 56H111V55H109ZM108 56V57H109ZM126 56H127V54H126ZM126 56L124 57V59L126 58ZM33 57H35V55L33 56ZM55 57H61V56H55ZM70 57H72V56H70ZM69 57V58H70ZM74 57V56H73ZM87 57V56H86ZM111 57H113V56H111ZM129 57V59H130V55L128 56ZM136 57V56H135ZM134 57V58H135ZM251 58L252 57V55L251 54H249V52H239V53H237V57H234L233 58V60H234V63L235 64H237V65H239V64H241L243 61H248V58ZM26 58V57H25ZM28 58V57H27ZM31 58H32V56H31ZM31 58H29L30 60H31ZM40 58V60H41V56L39 57ZM45 58V57H44ZM69 58H67V59H69ZM106 58V57H105ZM115 58V57H114ZM117 58H118V56H117ZM28 59V60H29ZM34 59V58H33ZM32 59V60H33ZM57 59V58H56ZM62 59V58H61ZM72 59V58H71ZM69 60V61H72V60ZM107 59V58H106ZM111 59H113V58H111ZM129 59H128V61H129ZM136 59V58H135ZM29 60V61H30ZM39 60V61H40ZM45 60V59H44ZM47 60V59H46ZM50 60H52V59H50ZM63 60V59H62ZM74 60V59H73ZM104 60V59H103ZM108 60H109V58H108ZM115 60V59H114ZM121 60H123V59H121ZM127 60V59H126ZM143 60V59H142ZM35 61H37L36 59H35ZM42 61L43 60H41V63H42ZM57 61V60H56ZM75 61V60H74ZM74 61H72V62H74ZM87 61V60H86ZM125 61V60H124ZM124 61H123V63H124ZM136 61V60H135ZM18 62V61H17ZM27 62V61H26ZM33 62V61H32ZM38 62V61H37ZM65 62V61H64ZM149 62V61H148ZM12 63H14V62H12ZM20 64H22L21 62H19ZM31 62H29V64H30ZM46 63L49 65V63H50V61H49V63L46 61ZM80 63H82V62H80ZM94 63V62H93ZM118 63V62H117ZM122 63V62H121ZM120 63V64H121ZM130 63H132V62H130ZM138 63V62H137ZM14 64H16V63H14ZM28 64V63H27ZM28 64V65H29ZM33 64H36V63H33ZM33 64H32V66H33ZM43 64H44V62H43ZM68 64H70V62H68ZM163 64V63H162ZM176 64V63H175ZM25 65V64H24ZM24 65H21V67L22 66H24ZM37 65V64H36ZM51 65V64H50ZM56 65H57V63H56ZM79 65V64H78ZM81 65V64H80ZM86 65V64H85ZM125 65H128V64H125ZM130 65V64H129ZM132 65V64H131ZM130 65V66H131ZM134 65H136V63L134 64ZM156 65V64H155ZM160 65V64H159ZM18 66V65H17ZM55 66V65H54ZM61 66V65H60ZM66 66V65H65ZM72 66H74L73 64H72ZM77 66V65H76ZM97 66V65H96ZM110 66L111 65H108V67L110 68ZM118 66V65H117ZM137 66V65H136ZM161 66V65H160ZM163 66V65H162ZM36 67H39V66H36ZM35 67V68H36ZM42 68H44L45 67V69H46V65L45 66H41ZM40 67V68H41ZM50 67V66H49ZM57 67V66H56ZM59 67V66H58ZM57 67V68H58ZM75 67V66H74ZM113 67V66H112ZM125 67V66H124ZM133 67V66H132ZM140 67V66H139ZM16 68V67H15ZM30 68V67H29ZM34 68V69H35ZM39 68V69H40ZM41 68V69H42ZM91 68V67H90ZM118 68V67H117ZM133 68H135V67H133ZM138 68V67H137ZM145 68V67H144ZM146 68H148V67H146ZM176 68V67H175ZM186 68V67H185ZM13 70H14V68H12ZM17 69V68H16ZM15 69V70H16ZM22 69V68H21ZM28 69V68H27ZM39 69L37 68L36 70H38L39 71ZM53 69V68H52ZM51 69V70H52ZM75 69V68H74ZM80 69V68H79ZM83 69H84V67H83ZM86 69V68H85ZM101 69V68H100ZM99 69V70H100ZM115 69V68H114ZM121 69H123V68H121ZM125 69V68H124ZM127 69V68H126ZM131 69V68H130ZM150 69V68H149ZM167 69V68H166ZM168 69H170L169 67H168ZM192 69V68H191ZM31 70V69H30ZM44 70V69H43ZM107 70V69H106ZM105 70V71H106ZM111 70V69H110ZM109 70V71H110ZM119 70H120V67H119ZM152 70V69H151ZM183 70V69H182ZM181 70V71H182ZM188 70L190 71V69L188 68ZM17 72H18V70H16ZM16 71H14V72H16ZM70 71H71V69H70ZM103 71V70H102ZM108 71V70H107ZM106 71V72H107ZM108 71V73H109V76H110V72ZM125 71V70H124ZM123 71V72H124ZM129 71V70H128ZM153 71V70H152ZM165 70H163V72H164ZM178 71V70H177ZM186 71V70H185ZM30 72V71H29ZM34 72H36V71H34ZM41 72H43V71H41ZM46 72V71H45ZM48 72V71H47ZM61 72H62V70H61ZM69 72V71H68ZM75 72V71H74ZM78 72V71H77ZM90 72V71H89ZM88 72V73H89ZM93 72V71H92ZM91 72V73H92ZM131 72V71H130ZM134 72V71H133ZM140 72V71H139ZM138 72V73H139ZM147 72V71H146ZM162 72V71H161ZM166 72V71H165ZM192 72V71H191ZM191 72H189V77H188V79H190V77H191V75H193V73L191 74ZM27 73H28V71H27ZM32 73H33V71H32ZM39 73V72H38ZM44 73V72H43ZM52 73V72H51ZM53 73H55V72H53ZM63 73H64V71H63ZM86 73V72H85ZM125 73V72H124ZM127 73H129V72H127ZM135 73V72H134ZM142 73H143V71H142ZM176 73H178V72H176ZM182 73V72H181ZM181 73H180V75H181ZM18 74V73H17ZM42 73H39L38 75H41ZM56 74V73H55ZM76 74H78V73H74V75H76ZM84 74V73H83ZM93 74V73H92ZM98 74V73H97ZM112 74H113V72H112ZM160 74V73H159ZM165 74V73H164ZM164 74H163V76H164ZM174 74V73H173ZM183 74H185V73H183ZM13 75H15V74H13ZM46 75H47V73H46ZM45 75V76H46ZM57 75H58V73H57ZM56 75V76H57ZM60 75H61V73H60ZM60 75H59V77H60ZM99 75V74H98ZM106 75H107V73H106ZM117 75V74H116ZM131 75V74H130ZM134 75V74H133ZM138 75V74H137ZM137 75H135V76H137ZM26 76V75H25ZM25 76H23V77H25ZM43 76V75H42ZM52 76H54V77H56L55 75H52ZM65 76H67V75H65ZM64 76V77H65ZM68 76H70V75H68ZM77 76V75H76ZM84 76V75H83ZM82 76V77H83ZM86 76V75H85ZM109 76H107V77H109ZM126 76V75H125ZM156 76V75H155ZM182 76V75H181ZM180 76V77H181ZM187 76H188V74H187ZM19 77V76H18ZM33 77V76H32ZM39 77V76H38ZM38 77H36V78H38ZM41 77V76H40ZM47 77V76H46ZM59 77H57V78H59ZM62 77H63V75H62ZM62 77H60V78H62ZM77 77H79V76H77ZM94 77V76H93ZM120 77V76H119ZM123 77V76H122ZM131 77H134V76H131ZM143 77H145L144 75H143ZM153 77V76H152ZM185 78H186V74H185V76H184ZM248 77V76H247ZM16 78V77H15ZM21 78V77H20ZM35 78V77H34ZM45 78V77H44ZM51 78H53V77H51ZM56 78V79H57ZM59 78V79H60ZM69 78V77H68ZM81 78V77H80ZM157 78V77H156ZM168 78V77H167ZM174 78V77H173ZM183 78V77H182ZM192 78V77H191ZM249 78V77H248ZM24 79V78H23ZM39 79V78H38ZM42 80H43V78H41ZM54 79V78H53ZM58 79V80H59ZM63 79H66V78H63ZM73 79V78H72ZM77 79H79V78H77ZM81 79H83V78H81ZM95 79V78H94ZM100 79V78H99ZM102 79V78H101ZM104 79V78H103ZM110 79H111V77H110ZM112 79H113V77H112ZM112 79H111V81H112ZM131 79H134V78H131ZM130 79V80H131ZM142 79V78H141ZM184 79V78H183ZM196 79V78H195ZM3 80V79H2ZM11 80V79H10ZM21 80H22V78H21ZM42 80H41V82H42ZM57 80V81H58ZM61 80V79H60ZM87 80V79H86ZM85 80V81H86ZM92 80H93V78H92ZM95 80H97V79H95ZM94 80V81H95ZM105 80V79H104ZM117 80V79H116ZM129 80V79H128ZM149 80V79H148ZM155 80V79H154ZM159 80V79H158ZM163 80V79H162ZM173 81H174V79H172ZM187 80V79H186ZM191 80V79H190ZM246 80V83H247V79H245ZM4 81V80H3ZM13 81V80H12ZM18 81H20V79L18 80ZM37 81V80H36ZM48 81V80H47ZM53 81V80H52ZM54 81H56V80H54ZM57 81H56V83H57ZM61 81H63V80H61ZM61 81H59L58 83H61L62 84V82ZM65 81V80H64ZM67 81H69V79L67 80ZM74 81V80H73ZM79 81V80H78ZM82 81V80H81ZM90 82H92L91 80H89ZM138 81V80H137ZM150 81H151V78H150ZM155 81H157V80H155ZM169 81V80H168ZM180 81V80H179ZM184 81V80H183ZM189 81V80H188ZM6 82V81H5ZM25 82V81H24ZM45 82V81H44ZM44 82H42V83H44ZM66 82V81H65ZM80 82V81H79ZM79 82H78V84H79ZM88 82V81H87ZM107 82V80H105V84H107L106 83ZM139 82V81H138ZM164 82V81H163ZM187 82V81H186ZM190 82V81H189ZM242 82V81H241ZM245 82V81H244ZM9 83V82H8ZM11 83H13V82H11ZM10 83V84H11ZM22 83V81L20 82V84ZM46 83H50V81L49 82H46ZM67 83H69V82H67ZM75 83V82H74ZM102 83V82H101ZM100 83V84H101ZM108 83H111V82H108ZM134 83V82H133ZM140 83V82H139ZM145 83V82H144ZM160 83V82H159ZM162 83V82H161ZM260 83H262V82H260ZM4 84V83H3ZM25 84H26V82H25ZM29 84V83H28ZM31 84V83H30ZM37 84V83H36ZM45 84V83H44ZM54 84H55V82H54ZM53 84V85H54ZM73 84V83H72ZM85 84V83H84ZM95 84V83H94ZM97 84V83H96ZM98 84H99V82H98ZM104 84V83H103ZM104 84V85H105ZM129 84V83H128ZM136 84V83H135ZM142 84V83H141ZM149 84V83H148ZM151 84V83H150ZM169 84V83H168ZM179 84V83H178ZM229 84V83H228ZM18 85H19V82H18ZM17 85V86H18ZM32 85V84H31ZM46 85V84H45ZM52 85V86H53ZM56 85H58V84H56ZM63 85V84H62ZM65 85V84H64ZM70 85V84H69ZM74 85V84H73ZM86 85H87V83H86ZM85 85V86H86ZM102 85V84H101ZM101 85H99V86H101ZM108 85V84H107ZM159 85V84H158ZM200 85V84H199ZM199 85H197V86H199ZM219 85H221V84H219ZM242 85H243V83H242ZM256 85H257V83H256ZM260 85V84H259ZM16 86V85H15ZM47 86V85H46ZM67 86V85H66ZM84 85L82 86L83 88L85 87ZM106 86V85H105ZM113 86V85H112ZM167 86V85H166ZM175 86V85H174ZM173 86V87H174ZM222 86V85H221ZM244 86V85H243ZM20 87H22L21 85H20ZM43 87V86H42ZM49 87V86H48ZM51 87V86H50ZM72 87V86H71ZM79 87H80V85H79ZM91 87V86H90ZM90 87H88V88H90ZM93 87V90L91 89V92L93 91V92H96L97 93V89L99 90V92L101 91V92H103V90H100L101 89V87H98L97 89L94 87V86H92ZM130 87V86H129ZM135 87V86H134ZM161 87V86H160ZM191 87V86H190ZM194 87V86H193ZM201 87V86H200ZM206 87V86H205ZM209 87V86H208ZM207 87V88H208ZM211 87V89H207V94L209 93L210 94V97L211 96H214V98H213V100L215 101L216 100V97H224V99H228V101H231V102H233V106H226V107H224V110H223V113L224 114H222V110H221V116H223L224 115V119H226V121L228 120V122L230 123V126H228V123L226 124V126L227 127H230V129L232 128V129H234V131H235V133H237V132H239L240 134H245L246 136H248L247 137V139L248 138H250V139H259L260 137L259 136H262V134H263V132H262V134H260V132L259 131H251V133H252V135H251V133H250V128L248 129V124H249V122H250V120H251V112L253 111V110H255V112L257 113L258 111V109H259V111H261V110H264V109H260V108H262L261 106H259L258 108H256L257 106V103H256V101L258 102L259 100H260V95H257V94H260V92L259 93H257V92H251L250 93V91H249V93L250 94H252V96L251 95H247L246 93L245 94H243L242 96H240V97H242V98H234L237 94H236V91H234L235 92V95H234V93H233V95H234V97H232V95H230V94H232V93H230L229 91H231L230 90V88L228 89V88H226V89H228V91H226V89H225V87L226 86H224L223 88L225 89H223L222 87H219V86H210ZM209 87V88H210ZM229 87H230V85H229ZM14 88V87H13ZM24 88V87H23ZM22 88V89H23ZM66 89H67V87H65ZM73 88V87H72ZM100 88V89H99ZM116 88V87H115ZM118 88V87H117ZM162 88V87H161ZM197 88H199V87H197ZM239 88H240V86H239ZM8 89H10V88H8ZM25 89V88H24ZM44 89V88H43ZM51 89V88H50ZM50 89H49V91H50ZM69 89V88H68ZM77 88H75V90H76ZM85 90H86V87L84 88ZM90 89H89V91H90ZM103 89H105V88H103ZM144 89V88H143ZM170 89V88H169ZM243 89H245V88H243ZM13 90V93H14V89H12ZM20 90H21V88H20ZM41 90H42V88H41ZM53 90V89H52ZM51 90V91H52ZM64 90V89H63ZM75 90H74V93H76L75 92ZM193 90H194V88H193ZM201 90V89H200ZM245 90H247V89H245ZM244 90V91H245ZM26 91V90H25ZM30 91V90H29ZM45 91H46V88H45ZM44 91V92H45ZM71 91V90H70ZM78 91V90H77ZM84 91V90H83ZM82 91V92H83ZM105 91H106V89H105ZM115 91V90H114ZM126 91V90H125ZM132 91V90H131ZM241 91H243L242 89H241ZM243 91V92H244ZM23 92V91H22ZM66 92V91H65ZM64 92V93H65ZM78 92H80V91H78ZM77 92V93H78ZM79 93V94H83V93ZM90 92V93H91ZM99 93V94H103V97H102V100L104 101V103L105 104H103L101 101H100V104L102 103L103 105H101V110L99 109V108H97V109H99L101 112L100 113H96V111H98L97 109H94V110H92L93 108H94V104L93 103H89L88 102V105L89 104H93V106H92V108L90 107V109L92 110L91 112H90V110L88 109V106L85 108V106L83 107V111H82V113L84 112V108L85 109H87V110H89L88 111V113H87V111H86V113H85V115H84V113H83V115H81V114H79V115H77L78 117L76 118V119H74V116L72 117V118H70V116L68 117V116H66V117H68V118H65V116H64V112L62 113V112H59V110L57 109V110H55L54 109V107H53V105H54V103H53V101L51 100V102L49 101V103H47V107H48V113H50V114H55V118L54 119H48V118H46L44 121H38L39 119H35V120H32V121H30V120H28V121H26L27 122V126H26V124H24L22 121V119H23V117H22V119H21V121H19V122H22L24 125H25V127H27L26 128V130H24V129H20L21 127H23L22 126V123H20V125L18 124V120L20 119V117H21V115H22V113L24 112V109L26 108V106H25V103H23V99H22V95L20 96V95H18L19 93H17L16 92V94L17 95H15L14 94V96L13 95H8V96H6V99H7V102H4V103H2V108H3V105H4V109H5V111L2 109V108H0L1 110H0V116H3V117H1L2 119L0 120V133H3V130H4V132H9V130L11 129V128H14V126L16 125V124H18V125H16V128H14V129H16V130H14V132L16 131V133L14 134V136H12L13 137V141H12V145H14L13 143H16V145H18V144H22L23 146H22V148H24L25 149V151H24V154L26 155V156H28L31 160H32V162L33 163H35V162H37V163H35V165H37V164H40V165H38V167H41L42 169H43V171L45 170V172L47 171L48 173H49V169L51 168V166H53L56 162H54V164L52 165V163H53V160L54 159H52V158H54V156L53 155H51L52 153L54 154V152H51V154H50V156H52L51 157V161H52V163H51V165H50V167L49 168H47V166H49L48 165V161H47V164L45 163L46 162V160L45 159H47L46 158V153H44L46 150V148H48L49 147V145L50 144H54V147H56L57 146V148L59 149V147H64V142L61 140V139H59V141H58V144L56 145L55 143H53V140H51V136H49L48 137V135H51L50 133L47 135L46 134V129H44L45 127H44V124H42L43 122H49V124H47V126L49 127H47L46 125V127H47V131H50L51 132V124H54V125H56V126H60L62 123H66L65 125H62V126H66L67 125V127H69V128H72V129H63V130H61V132L60 133H63V132H65V133H74L75 131H78L79 132V137H80V131H82V132H91V131H93L94 129H92L93 127L95 128V130L96 131H100V134H102V135H100V138H99V142H105V143H108V144H110V143H112V142H114L113 141V139L116 141V139H118V136H123L124 137V139L125 138H127V139H125V142L128 140L129 141V139H132L131 141H134V142H132V143H135V141L137 142V140L141 137V135H143L146 131H144V133L143 134H141V135H139V138L137 137L138 135H135L134 136V133H133V131H132V128L133 127H130V125H132V123H133V125H136L137 126V121H136V118H135V116H130V115H127L126 113H128L127 112V110H126V108L125 107H122L121 106V103H119L120 104V107H119V105H118V103L116 104V99H114L116 96H112L111 98L108 96V95H106V93ZM238 92V91H237ZM239 92H240V90H239ZM247 92V91H246ZM26 93V92H25ZM24 93V94H25ZM34 93V92H33ZM40 93V92H39ZM42 93V92H41ZM48 93V92H47ZM70 93H73V91H71V92H69V95H70ZM89 93V92H88ZM88 93H86L87 95H88ZM123 93V95L126 93H124V92H122ZM134 93V92H133ZM197 93V92H196ZM204 93V92H203ZM241 93V92H240ZM248 93V92H247ZM257 93V94H256ZM22 94V93H21ZM78 94V95H79ZM92 95H94L93 93H91ZM105 94V95H104ZM108 94V93H107ZM111 94H113L114 95V93H111L110 92V95ZM119 94V93H118ZM128 94V93H127ZM136 94V93H135ZM208 94V95H209ZM254 94V95H253ZM41 95V94H40ZM48 95V94H47ZM51 95V94H50ZM68 95V94H67ZM76 95V94H75ZM98 95V94H97ZM96 95V96H97ZM121 95V94H120ZM120 95H119V97H120ZM73 96V95H72ZM85 96V95H84ZM84 96H82V97H84ZM91 96V95H90ZM100 96V95H99ZM99 96H98V99H101V98H99ZM109 98H108V97ZM129 96V95H128ZM259 96V97H258ZM25 97V96H24ZM81 97V98H82ZM86 97V96H85ZM88 97V96H87ZM86 97V98H87ZM93 96H91V97H89V98H92ZM101 97V96H100ZM117 97H118V95H117ZM122 98H123V96H121ZM120 97V98H121ZM133 97V96H132ZM131 97V98H132ZM258 97V98H257ZM48 98V97H47ZM66 98H68V96H66ZM71 99H72V97H70ZM85 98V100L86 101H88V100H90V99H86ZM119 98V99H120ZM129 98V97H128ZM212 98V97H211ZM24 99H26V98H24ZM28 99V98H27ZM29 99H30V96H29ZM51 99V98H50ZM54 99V98H53ZM95 99H96V97H95ZM126 99H127V97H126ZM223 99V98H222ZM64 99H62V102L61 103H64L65 101H63ZM66 100H68V102L66 101V106L65 107H67L69 104H71L70 106L73 108V106L75 107V105L73 104V106H72V100L70 101L69 99H66ZM75 100V98L73 99V101ZM84 100V99H83ZM85 100H84V103H82L80 100V102L83 104V105H85ZM93 100V99H92ZM121 100H123V101H125V99L123 98V99H121ZM121 100H119V101H121ZM128 100V99H127ZM42 101H43V99H42ZM41 101V102H42ZM95 101H97V99L95 100ZM94 101V102H95ZM99 101V100H98ZM40 102V101H39ZM55 102V101H54ZM70 102V103H69ZM72 102V103H71ZM77 102V101H76ZM75 102V104H76V106L77 107H79V106H81V104L79 103V105H77L78 104V102L76 103ZM210 102V101H209ZM213 102V101H212ZM215 102H217V101H215ZM223 102V104H224V101H222ZM227 101H225V103H226ZM27 103V102H26ZM228 103V102H227ZM226 103V105H229V104H227ZM87 104V103H86ZM96 104H98L97 102H96ZM95 104V105H96ZM124 104V102L122 103V105ZM219 104H220V102H219ZM62 105V104H61ZM60 105V106H61ZM184 105V104H183ZM260 105V104H259ZM262 105V104H261ZM264 105V104H263ZM55 106V105H54ZM57 106V105H56ZM55 106V107H56ZM118 106V107H117ZM218 106V105H217ZM220 106V105H219ZM221 106H222V104H221ZM221 106L219 107V108H221ZM225 106V105H224ZM40 107V106H39ZM62 107L63 106H61L60 108L59 107H56V108H59V109H62ZM71 107H70V110L72 111L73 109H71ZM76 107V108H77ZM95 107H97V105L95 106ZM209 107V106H208ZM36 108V107H35ZM38 108V107H37ZM82 107H80V108H78V109H81ZM176 108V107H175ZM215 108V107H214ZM78 109H75V112H72V114L73 113H77V112H79V113H81V111L80 110H78ZM205 109H206V107H205ZM215 109H218V107L217 108H215ZM223 109V108H222ZM30 110V109H29ZM64 110V109H63ZM70 111L69 110V107H68V109H66L65 108V110L64 111ZM76 110H78L77 112H76ZM96 110V111H95ZM219 110V111H220ZM10 111H12V114L10 113ZM58 111V112H57ZM176 111V110H175ZM210 111V110H209ZM215 111V110H214ZM233 111V112H232ZM30 112V111H29ZM90 112V113H89ZM213 112V111H212ZM254 112V113H255ZM263 112V111H262ZM57 113V114H56ZM67 113V112H66ZM70 114H71V112H69ZM102 113V114H101ZM232 113H234V114H236L237 115V117H239V119H234V118H232ZM253 113V115H255ZM259 113V112H258ZM68 114V113H67ZM66 114V115H67ZM101 114V115H100ZM216 114V113H215ZM249 114V117H247V115ZM262 114V113H261ZM264 114V113H263ZM26 115H27V113H26ZM30 115V117H31V115H32V113L31 114H29ZM75 115V114H74ZM239 115V116H238ZM243 115H246V117L248 118V119H246L244 122H246V125H245V123H242V116ZM252 115V116H253ZM257 115V114H256ZM28 116V115H27ZM33 116V115H32ZM192 116V115H191ZM219 116V115H218ZM260 116V115H259ZM262 116V115H261ZM34 117H36V114H35V116ZM220 117V116H219ZM27 118V117H26ZM33 118V117H32ZM250 118V119H249ZM25 119V118H24ZM30 119V118H29ZM219 119V118H218ZM221 119H222V117H221ZM220 119V120H221ZM121 120V121H120ZM219 120V121H220ZM119 121H120V125L118 124L119 123ZM29 122H37L36 124H33V126L31 125V123H30V125L31 126H29ZM237 122V123H236ZM127 124H129L128 125V127H129V129H127V131H124V132H122V129H121V126L123 127V125H124V129H125V126H127ZM239 124H241L242 125V127H240V125ZM119 125V126H118ZM244 125V126H243ZM55 126V127H56ZM82 126V128H80ZM84 126V127H83ZM136 126H134V127H136ZM220 126H221V124H220ZM233 126V127H232ZM32 127H35V129H33ZM54 127V126H53ZM53 127H52V129H53ZM77 127V128H76ZM79 127V128H78ZM86 127V128H85ZM90 127H92V128H90ZM138 127V126H137ZM136 127V128H137ZM225 127V126H224ZM226 127V128H227ZM60 128V127H59ZM58 128V129H59ZM62 128V127H61ZM60 128V129H61ZM162 128H163V126H162ZM164 128H166V127H164ZM49 129V130H48ZM55 129V128H54ZM76 129V130H75ZM87 131H86V130ZM131 129V130H130ZM134 129V128H133ZM151 129V128H150ZM182 129V128H181ZM225 129V128H224ZM228 129V128H227ZM241 129H243V130H241ZM85 130V131H84ZM94 130V131H95ZM136 130H138V129H136ZM162 130V129H161ZM255 130V129H254ZM2 131V132H1ZM58 131V130H57ZM56 131V129H55V132L52 134V137H53V135L55 134V135H58L57 133H59V132H57ZM93 131V132H94ZM139 131V130H138ZM138 131H135V132H137L138 133ZM188 131V130H187ZM186 131V132H187ZM13 132V133H14ZM33 132H36L37 134L36 135H33L32 133ZM43 132H45V134H43ZM77 132V133H78ZM59 133V134H60ZM99 133V132H98ZM98 133H95V136L98 134ZM141 133V132H140ZM148 133V132H147ZM161 133H163L162 131H161ZM239 133H237V134H239ZM4 134V133H3ZM92 134V133H91ZM94 134V133H93ZM150 134H152V133H150ZM168 134V133H167ZM236 134V135H237ZM260 134V135H259ZM54 135V136H55ZM70 135V134H69ZM76 135V134H75ZM78 135V134H77ZM153 135H155V134H153ZM156 135H160V134H156ZM165 135H166V133H165ZM264 135V134H263ZM0 136H2V135H0ZM28 136H31V137H29L28 138ZM32 136H36L35 138H32ZM62 136V135H61ZM60 135H58V138L59 137H61ZM65 136V135H64ZM63 136V137H64ZM68 136V135H67ZM66 136V137H67ZM72 136V135H71ZM94 136V135H93ZM144 136H146L147 137V134L145 135H143V137ZM243 136V135H242ZM241 136V137H242ZM246 136H243V137H246ZM11 137V138H12ZM75 137V136H74ZM74 137H71V139H74ZM84 137H86V134H83V136H82V138H84ZM98 137H99V135H98ZM149 138L151 137V136H148ZM154 136H152L151 138H153ZM162 137V136H161ZM160 136H159V140H161L162 139V141H163V137L161 138ZM168 137V136H167ZM170 137H172V136H170ZM179 137V136H178ZM177 137V139H179ZM182 137V136H181ZM241 137H240V135H239V137H238V141L237 142H239V138L241 139ZM242 137V138H243ZM11 138H10V140H11ZM50 138V139H49ZM81 137H80V140L82 139ZM96 138V137H95ZM120 138V137H119ZM148 138V139H149ZM150 138V139H151ZM156 138V137H155ZM154 138V139H155ZM165 138V137H164ZM174 138V137H173ZM173 138H170L171 140L173 139ZM184 138V137H183ZM1 139V138H0ZM53 139V138H52ZM55 139V138H54ZM86 139L87 140H92V139H94V137L93 138H89L88 139V137H86ZM97 139V138H96ZM95 139V140H96ZM123 139V138H122ZM122 139H121V141H122ZM123 139V140H124ZM142 139V138H141ZM141 139H140V141H141ZM147 139V140H148ZM153 139V140H154ZM169 139V138H168ZM176 139V138H175ZM181 139V138H180ZM185 139V141H184V143L183 142H181V143H178V142H174L173 144H175V151H174V155H172V157L173 156H175L174 158H179V157H181V161H182V163H183V166H184V168H185V172H186V174H187V181H189L190 180V184L192 183V181L194 180H197V181H199V180H201V181H207V182H209L208 184H211V182L209 181V179H208V175H205L204 173H203V171H199V170H197L196 169V163H199L198 162V158H194V154L199 150V148H198V146H196V145H194L192 148H190V146L193 144V141H194V139H192V138H188L187 136H186V138H184ZM247 139H244L243 138V140H241V142L242 141H244V140H247ZM4 140V139H3ZM9 140V141H10ZM65 140H70V139H66L65 138ZM75 141H77L76 139H74ZM87 140H85L86 142H88ZM142 140H146L145 138L144 139H142ZM155 140H157V139H155ZM166 140V139H165ZM164 140V141H165ZM70 141H72V140H70ZM69 141V142H70ZM83 141V140H82ZM121 141H119V144H120V142ZM131 141H129V143H131ZM152 141V140H151ZM168 141V140H167ZM172 141H174V140H172ZM177 141V140H176ZM235 141H236V138H235ZM234 141V142H235ZM249 141V140H248ZM248 141H246V142H248ZM255 141V140H254ZM257 141V140H256ZM11 142V141H10ZM66 142V141H65ZM80 142V143H79ZM118 142V141H117ZM123 142V141H122ZM143 142V141H142ZM145 142V141H144ZM148 142H150V141H148ZM171 142V141H170ZM169 141H168V143H170ZM245 142V141H244ZM71 143V142H70ZM75 142L73 141V144H74ZM78 143L79 144H81V143H83V142H81V141H79V139H78ZM85 143V142H84ZM115 143V142H114ZM131 143V144H132ZM139 143V142H138ZM146 143V142H145ZM229 143H230V140H229ZM228 143V144H229ZM233 143V142H232ZM65 144H67V143H65ZM118 144V143H117ZM130 144V145H131ZM171 144V143H170ZM172 144V145H173ZM8 144L7 143H5V142H3L2 141V139L0 140V152H4L5 154V156H6V159H8L9 157H13V160H11L10 161V159H8L7 161H10L9 162V164L8 165H6L5 167H3V166H1L0 167V180L1 179H3V181H2V183L0 184V192H1V196H0V198H2V199H4L5 201H8L9 202V200H10V202L11 203H9V206L11 207V208H30V209H32V208H41V207H44V205L42 204L41 205V200L39 199L41 196L42 197H47L48 198V200L51 198L52 199V197H53V199H55L56 201H57V203H56V205H55V208L56 209H58V211H56V218L58 219H61V217H63L64 216V214L62 213V211H60V209L59 208H62V206H63V204L62 203H64L65 204V199H63L64 197H61V196H63V195H56V194H58V192L57 193H53V191H50V190H47V188L48 187H46V189L45 188H43V189H41V188H39V187H37V183L35 182V181H33L34 183H32V179L31 180H28V179H26L25 177H26V172H25V170H24V172H25V174L23 175V173H22V176H19V173H21V172H19L20 170H22L21 169V166L19 165V164H17L18 162H19V157L17 158V157H15V155H14V152L12 153V151L10 150V146L8 147L7 146ZM71 145V144H70ZM111 145V144H110ZM137 145V144H136ZM135 145V146H136ZM144 145H149L148 143L147 144H144ZM151 145V144H150ZM153 145V144H152ZM151 145V146H152ZM160 145H163V144H160ZM166 145H167V142H166ZM230 145V144H229ZM15 146V145H14ZM19 146H21V145H19ZM112 146H114V144L112 145ZM119 146V145H118ZM132 146V145H131ZM133 146H134V144H133ZM138 146V145H137ZM142 146V148H144L143 147V145H141ZM151 146H149V147H151ZM155 146H156V144H155ZM174 146V145H173ZM172 146V147H173ZM227 146V145H226ZM232 146H235V143H233L232 145H230V146H227L226 148H225V153L220 157L223 161L225 160L226 162H229L230 163V167H231V169H232V171H233V167H234V163H235V158L238 156V154H236L237 153V149H239L238 147L236 148V153H235V150H234V147H232ZM239 146H241V145H239ZM53 147V146H52ZM115 147H116V143H115ZM115 147H114V149H115ZM162 147V146H161ZM171 147V148H172ZM243 147V146H242ZM253 147V146H252ZM50 148V147H49ZM139 149H140V147H138ZM138 148H135V150L137 149L138 150ZM147 148V147H146ZM159 149H161L160 147H158ZM168 148V147H167ZM171 148H169V149H171ZM254 148V147H253ZM157 149V148H156ZM169 149H167V150H169ZM241 149H243V148H241ZM245 149V148H244ZM249 149V148H248ZM252 149V148H251ZM250 149V150H251ZM133 150H134V148H133ZM152 150V149H151ZM172 150V149H171ZM19 151V150H18ZM49 151V150H48ZM51 151H52V148H51ZM53 151H54V149H53ZM130 151V150H129ZM132 151V150H131ZM143 151V150H142ZM155 151V150H154ZM163 151V150H162ZM161 151V152H162ZM166 151V150H165ZM20 152V151H19ZM47 152V151H46ZM59 152V151H58ZM141 151H137V153H135V154H138V157L140 158V159H142L141 157H142V155L141 156H139L140 154H144V153H140ZM144 152V151H143ZM146 152V151H145ZM149 152H151V151H149ZM164 152V151H163ZM162 152V153H163ZM171 153H172V151H170ZM114 153H115V150H114ZM140 153V154H139ZM157 153V152H156ZM158 153H159V151H158ZM166 153H167V151H166ZM243 153V152H242ZM246 153L249 155V157H251L250 159H252L253 161L255 160L259 165H261V167L262 166H264V141H263V143H260V147H258L256 150H253V151H246ZM245 153V154H246ZM47 154H48V152H47ZM132 154H134V152L132 151ZM146 154V153H145ZM148 154V153H147ZM168 154V153H167ZM3 155V156H4ZM19 155V154H18ZM17 155V156H18ZM55 155V154H54ZM58 155V154H57ZM129 155V157H130V153L128 154ZM149 155H151V154H148V156ZM159 156H160V154H158ZM162 156H164L163 154H161ZM166 155V154H165ZM4 156V157H5ZM49 156V155H48ZM134 157H135V155H133ZM132 156V157H133ZM137 156V155H136ZM144 156V155H143ZM146 156V155H145ZM144 156V157H145ZM148 156H147V158H148ZM0 157H1V155H0ZM22 157V156H21ZM137 157V158H138ZM165 157H167V156H165ZM171 157V156H170ZM15 158H17L18 159V162H17V159H15ZM26 158V157H25ZM59 157H57L56 159H58ZM61 158V157H60ZM146 158V157H145ZM144 158V159H145ZM169 158V157H168ZM199 158H201V156H199ZM5 160V158H3L2 157V160ZM22 159V158H21ZM50 159V158H49ZM140 159H136V157H135V161L136 160H139V161H142V160H140ZM249 159V158H248ZM1 160V159H0ZM1 160V161H2ZM244 160V159H243ZM242 160V161H243ZM21 161V160H20ZM24 161V160H23ZM22 161V162H23ZM45 161V162H44ZM50 161V162H51ZM55 161V160H54ZM139 161H137V162H139ZM147 161V160H146ZM224 161V162H225ZM241 161V162H242ZM5 162H6V160H5ZM30 162V161H29ZM123 162H125V164H126V161H123ZM234 162V163H233ZM25 163V162H24ZM144 163V162H143ZM142 163V164H143ZM228 163V164H229ZM236 163H238V162H236ZM244 163V162H243ZM242 163V164H243ZM247 163H250L249 161L247 162ZM255 163V162H254ZM253 163V165H255ZM124 164V165H125ZM145 164V163H144ZM240 164V163H239ZM241 164V165H242ZM4 165V164H3ZM56 165H57V163H56ZM55 165V166H56ZM122 165H123V163H122ZM123 165V167H124V170H125V166ZM12 166H16V168H14V167H12ZM119 166H120V164H119ZM129 167H130V165H128ZM233 166V167H232ZM244 166H246V165H244ZM257 166V165H256ZM24 167V166H23ZM36 167V166H35ZM121 168H122V166H120ZM198 167V166H197ZM238 167V168H237ZM237 167H236V169L234 168V171L236 172V174H234L233 172H232V174L230 173V169H229V172H228V174L227 175H225V178L223 179V181L224 182H226L225 183V185H228V186H232V188L234 187H238V188H240L241 186H245L246 188H247V186H248V184L249 183H251V181H253V180H251V179H249V178H253V177H255V174H254V176H252L251 177V175H250V177H246V175H248L246 172H247V170H248V168L250 167V166H248V168L247 167H245L246 168V171L244 170L245 168H239V166L237 165ZM243 167V166H242ZM40 168V169H41ZM54 168V170H55V168L56 167H53ZM131 168V167H130ZM229 168V167H228ZM254 168V167H253ZM41 169V170H42ZM255 169H257V168H255ZM9 170H11V172H12V170L14 171L13 173H17L18 172V174H16V176H14L13 175V181L12 182H10V181H8V179H7V181H6V179L4 180V177H6L5 175V172L6 171H8V172H6V173H9ZM29 170H30V168H29ZM41 170L39 171V172H41ZM53 170V169H52ZM53 170V171H54ZM126 170H128L127 168H126ZM129 170H132V168L131 169H129ZM250 170V169H249ZM252 170V169H251ZM259 172H260V170H263L264 171V169H260V167H259ZM42 171V172H43ZM51 171V170H50ZM147 171V170H146ZM145 171V172H146ZM255 171V170H254ZM263 171H261V172H263ZM38 172V171H37ZM41 172V174H44V172L42 173ZM153 172V171H152ZM152 172H149L150 174H152ZM249 172V171H248ZM148 172H147V174H149ZM237 173H239V174H237ZM250 173V172H249ZM264 173V172H263ZM10 174H12V173H10ZM32 174H34L33 172H32ZM52 174H54V173H52ZM52 174H51V176H52ZM143 174V173H142ZM145 174V173H144ZM143 174V175H144ZM156 174V173H155ZM154 174V172H153V175H155ZM251 174V173H250ZM9 175V174H8ZM27 175H28V173H27ZM31 175V174H30ZM45 175H46V173H45ZM262 175V174H261ZM12 176V175H11ZM29 176V175H28ZM43 176V175H42ZM50 175H48V176H46V178L47 177H49L50 178V180H48V182L49 181H51V182H53L52 180H51V178H53V177H51ZM138 176H140V175H138ZM145 176H146V174H145ZM151 177H152V175H150ZM259 176V175H258ZM9 177V176H8ZM35 177H38V176H36L35 175ZM35 177H33V178H35ZM44 177V176H43ZM55 177V176H54ZM136 177V176H135ZM143 177V176H142ZM142 177H140V178H138L137 180H140V179H142ZM147 177V176H146ZM260 177V176H259ZM21 178H24L23 180L21 179ZM30 178V177H29ZM32 178V177H31ZM48 178V179H49ZM148 178H150L149 176H148ZM153 178V177H152ZM156 178V177H155ZM193 180H192V179ZM262 178V177H261ZM264 178V177H263ZM15 179V180H14ZM40 179V178H39ZM45 179V178H44ZM158 179V178H157ZM189 179V180H188ZM258 179V178H257ZM16 180H18V181H20V182H16ZM34 180V179H33ZM37 180V179H36ZM46 180V179H45ZM136 180V179H135ZM144 180V179H143ZM145 180H148V179H146L145 178ZM28 181H30V182H28ZM149 181V180H148ZM155 181V180H154ZM158 181H159V179H158ZM157 180H156V182L157 183H155V182H153V183H155L158 187V196H161V198H160V200L162 199V197H163V201L162 202H159V205H161L160 203H164L165 202V204H166V206H167V202L169 201L168 199H170V198H175V197H173V195H175V185H172V184H170V183H167L166 182V187H164V185L165 184H162V182H161V180H160V183L158 182ZM196 181V182H197ZM200 181V182H201ZM241 181H245L246 182V184H247V186L246 185H242L241 184ZM259 181H262V180H260L259 179ZM141 183H140V185L142 184V181H140ZM145 182H147V181H145ZM145 182L143 181V184H145ZM223 182V183H224ZM247 182H249V183H247ZM255 182V183H254ZM252 184H256L257 185V183H256V181H254ZM40 183V182H39ZM43 182H41V184H42ZM55 183V182H54ZM151 183V182H150ZM149 183V184H150ZM186 183V182H185ZM194 183V182H193ZM202 183V182H201ZM204 183V182H203ZM202 183V184H203ZM243 183V182H242ZM142 184V187H144V185ZM154 184V185H155ZM215 184V183H214ZM214 184H212V185H214ZM218 184V183H217ZM220 184H222L221 182H220ZM264 184V183H263ZM262 184V185H263ZM50 185V184H49ZM146 185V184H145ZM187 185V184H186ZM203 185H205V184H203ZM223 185V184H222ZM258 185H260L259 183H258ZM14 186H17V188H15ZM47 186V185H46ZM112 186V185H111ZM134 186H136V185H134ZM147 186V185H146ZM197 186V185H196ZM195 186V187H196ZM200 186V185H199ZM220 186V185H219ZM219 186H217V187H219ZM249 186H251V184L249 185ZM248 186V187H249ZM261 186V185H260ZM264 186V185H263ZM13 187L15 188V190L17 191V196L15 195V194H13V195H15L16 197H14L13 195H11L10 194V192H11V190L13 189ZM39 188V190L37 189V188ZM137 187V186H136ZM142 187H141V190H142ZM150 187V186H149ZM154 187V186H153ZM153 187H151V189L152 190H154L155 188H153ZM204 186H202V188H203ZM208 187H211L210 185L208 186ZM245 187H243V189L242 190H246V188ZM252 187V186H251ZM254 187H255V185H254ZM259 187V186H258ZM58 188V187H57ZM109 188V187H108ZM114 188L115 187H113V191H114ZM117 188V187H116ZM148 188V187H147ZM146 187H145V189L146 190H148V189H150V188H148L147 189ZM188 188V187H187ZM197 188H201V187H197ZM221 188H223V186L221 187ZM226 187H224V189H225ZM245 188V189H244ZM104 189V188H103ZM105 189H107V188H105ZM112 189V188H111ZM110 189V190H111ZM174 189V190H173ZM179 189V188H178ZM190 188H188V190H189ZM193 189V188H192ZM247 189H249V188H247ZM251 189V188H250ZM250 189H249V191L248 192H251L250 191ZM252 189L255 191V189H256V187H255V189L252 187ZM260 189H264L263 187H260ZM260 189H258V190H260ZM57 190V189H56ZM139 190V189H138ZM144 190V189H143ZM157 190V189H156ZM196 190V189H195ZM215 190V189H214ZM234 190V189H233ZM252 190V191H253ZM55 191V190H54ZM60 191V190H59ZM106 191H108V190H105V192L104 193H106ZM112 191V192H113ZM190 191V190H189ZM194 191V190H193ZM192 191V192H193ZM205 191H208V194H210V195H212L211 193H212V191H211V193H209V190H205ZM216 191V190H215ZM214 191V192H215ZM225 191H228V189L226 188V190ZM224 191V192H225ZM231 191V190H230ZM256 191H257V189H256ZM15 192V191H14ZM61 192V191H60ZM60 192H59V194H60ZM109 192V191H108ZM107 192V193H108ZM146 192H149V191H146ZM153 192V191H152ZM152 192L150 193V194H152ZM155 192H157V191H155ZM175 192V193H174ZM191 192V191H190ZM197 192H199V191H197ZM197 192H196V195H197ZM217 192H219V191H217ZM216 192V195L214 196V198L217 196V193ZM222 191H220V193H221ZM229 192V191H228ZM234 192H236V191H234ZM242 192V191H241ZM246 192V191H245ZM263 192H264V190H263ZM16 193V192H15ZM61 193H63V192H61ZM106 193V195H108V194H110V193H108L107 194ZM154 193V192H153ZM200 193V192H199ZM202 193H204V191H202ZM247 193V192H246ZM257 193V192H256ZM255 192H254V195L256 194ZM258 193H259V191H258ZM257 193V194H258ZM261 193H262V191H261ZM3 194L4 195H6V196H3ZM64 194V196H67V195H65V193H63ZM95 194V193H94ZM93 194V192H91V194L90 195H94ZM115 194L116 193H114V196H115ZM145 194V193H144ZM143 194V196H146V195H144ZM178 194V193H177ZM192 194V193H191ZM195 194V193H194ZM205 194V193H204ZM203 194V195H204ZM206 194H207V192H206ZM215 194V193H214ZM236 194V193H235ZM249 194V193H248ZM248 194H246V195H248ZM253 194V193H252ZM113 195V194H112ZM111 195V196H112ZM149 195V194H148ZM184 195V194H183ZM183 195H181L180 197H182ZM202 195V196H203ZM209 195V196H210ZM219 195V194H218ZM40 196V197H39ZM110 196V195H109ZM111 196H110V198H111ZM142 196V195H141ZM155 195L153 194V197H154ZM157 196V195H156ZM155 196V197H156ZM219 196H221V195H219ZM238 196H239V194H238ZM257 196V195H256ZM258 196H260L259 194H258ZM116 197V196H115ZM147 197V196H146ZM148 197H151V195H149ZM205 197V196H204ZM207 197V196H206ZM211 197V196H210ZM209 197V198H210ZM213 197V196H212ZM254 197V196H253ZM261 197H263L262 195H261ZM261 197H259V199L261 198ZM14 198H16L15 200H13ZM19 200H18V199ZM106 198H108V197H106ZM152 198V197H151ZM158 198V197H157ZM177 198L179 199V195L177 196ZM186 198V197H185ZM194 198V197H193ZM197 198H199V197H197ZM217 198V197H216ZM219 198V197H218ZM217 198V199H218ZM224 198V197H223ZM223 198H221L222 199V201H224V199ZM233 198H234V196H233ZM236 198V197H235ZM238 198V197H237ZM240 198H241V196H240ZM2 199H1V201H2ZM43 199V198H42ZM53 199H52V201H53ZM112 199V198H111ZM143 199V198H142ZM146 199H148V198H146ZM178 199H176L177 201H178ZM194 199H196V198H194ZM206 200H207V198H205ZM212 199V198H211ZM220 199V198H219ZM255 199H258V197H256ZM12 200V201H11ZM18 200V201H17ZM67 200V199H66ZM116 201V199H113L112 201ZM117 200H119V199H117ZM149 200H150V198H149ZM155 200H156V198H155ZM158 200V199H157ZM166 200V201H165ZM168 200V201H167ZM201 200V199H200ZM203 200H204V198H203ZM209 200V199H208ZM264 200V199H263ZM51 200H49V202H50ZM112 201H111V203H112ZM114 201V203L115 204H117L116 202ZM159 201V200H158ZM172 201V199L170 200V202ZM175 201V199L172 201V202H174ZM180 201V200H179ZM179 201H178V203H179ZM185 201V200H184ZM188 201V200H187ZM197 201H199V200H197ZM196 201V202H197ZM202 201V200H201ZM213 201V200H212ZM233 201V200H232ZM243 201V200H242ZM252 201H254V199L252 200ZM260 201V200H259ZM262 201V200H261ZM3 202V201H2ZM7 202V203H8ZM117 202H120V203H122L121 202V200H119V201H117ZM157 202V201H156ZM170 202H169V204H170ZM183 202V201H182ZM206 202V201H205ZM209 202H211V201H209ZM216 202V201H215ZM255 202H256V200H255ZM50 203H52V202H50ZM120 203H118V204H120ZM126 203V202H125ZM140 203H142V202H140ZM146 203V202H145ZM174 203H176V204H178L177 202H174ZM173 203V204H174ZM187 203V202H186ZM189 203V202H188ZM221 203V202H220ZM227 203V201L225 202V203H221L222 205L223 204H226ZM235 203V202H234ZM237 203L238 204H240V203H242V202H238L237 201ZM250 203H254V202H250ZM262 203V202H261ZM1 204H4V203H1ZM113 204V203H112ZM148 205H151V204H149V203H147ZM153 204V203H152ZM169 204H168V206H169ZM183 204V203H182ZM192 204V203H191ZM205 204H207V203H205ZM217 204V203H216ZM215 204V205H216ZM231 204V203H230ZM245 203L243 202V205H244ZM247 204H249V202L247 203ZM121 205V204H120ZM129 206H130V204H128ZM142 205V204H141ZM140 205V206H141ZM145 205V204H144ZM143 205V206H144ZM147 205V206H148ZM163 205V204H162ZM185 205V204H184ZM222 205H220L221 207H222ZM234 205V204H233ZM236 205V204H235ZM257 205V204H256ZM264 205V204H263ZM4 206H6V205H4ZM4 206H2V207H4ZM8 206V205H7ZM51 206V205H50ZM113 206V205H112ZM114 206H119V205H114ZM136 206V205H135ZM137 206H139V205H137ZM143 206L141 207V208H143ZM165 206V205H164ZM163 206V207H164ZM166 206H165V210H161V211H158V212H160L158 215H155V217L153 216V217H146L145 218V220H144V224L143 223H141L142 225H144L143 227H137V228H139V232H137V229L135 228V230H136V232H137V236H143L142 234H143V231H145L146 232V235H147V232L149 233L153 228H155L157 225H161V228L163 229V227L165 226V228H167L169 231H170V233H172L173 232V230L176 232V230L177 229H179V227H181V235H183V233H182V231H183V222H182V218H184L183 216H184V213H183V208L181 207V208H173V206L172 207H168L169 209H167L166 208ZM174 206H176V205H174ZM188 206H189V204H188ZM217 206V205H216ZM215 206V207H216ZM225 206V205H224ZM227 206V205H226ZM225 206V207H226ZM242 206V205H241ZM116 207V208H117ZM120 207H122V206H120ZM150 207V206H149ZM149 207H146L147 209L149 208ZM156 207V206H155ZM154 207V208H155ZM162 206H160L159 208H161ZM190 207H191V205H190ZM227 207H229V210H231L230 209V206H227ZM236 207H238V206H236ZM251 207V206H250ZM254 207V206H253ZM0 208H1V206H0ZM45 208V207H44ZM48 208V207H47ZM114 208V207H113ZM124 208H125V206H124ZM124 208H122L123 209V211H124ZM145 208V209H146ZM150 208H152V207H150ZM159 208L157 209H154L155 211L156 210H159ZM172 208V209H171ZM233 208H235L234 206H233ZM244 208V207H243ZM243 208H241V210L243 209ZM42 209V208H41ZM55 209V210H56ZM104 209V208H103ZM111 209V208H110ZM139 209V208H138ZM144 209V208H143ZM162 209V208H161ZM174 209V210H173ZM181 209V210H180ZM205 209V212H206V214L208 215V217H206V216H204V213L203 214H201L202 212L200 211V209L198 210V209H196V208H191L190 210H188L189 211V215L191 214V216L194 218V223L195 224H197L196 226L193 224V228H194V226L197 228V227H199V226H202L203 225V227H206V228H204V230H205V234H204V231H203V234L205 235L204 236V239H208L207 240V242L205 243L204 242V240H202L203 242H204V245L206 244V247L204 248L203 246V249L202 250H206V254L205 255H207V257H209V256H214V257H216V258H219L220 257V259L219 260H221L222 261V259L221 258H223V261H222V263H219V264H223V262H224V259L226 260V258L228 257L229 258V256L231 255L230 254V250H227L228 249V245L227 244H225V243H227L226 241H233L234 243H235V246L238 248V250H240V251H248V249L247 250H243V243H242V240H240V237L238 236V235H236V233H235V231H234V225H236V224H238V223H233L232 221L233 220H231V218L232 217H230V216H228V214L226 213L227 211H229L228 209H226V208H211V206H210V208H204ZM245 209V208H244ZM32 210H34V209H32ZM31 210V211H32ZM99 210V209H98ZM105 210V209H104ZM116 210V209H115ZM118 210V209H117ZM126 210V209H125ZM137 210V209H136ZM151 210V209H150ZM152 210H153V208H152ZM151 210V211H152ZM185 210H186V208H185ZM235 210H237V209H235ZM240 210V209H239ZM8 211V210H7ZM10 211V210H9ZM27 211H29V210H27ZM27 211L25 212V213H23V214H27ZM36 211V210H35ZM42 211V210H41ZM97 211V210H96ZM103 212V210H100L99 211V213L100 212ZM109 211V210H108ZM121 211V210H120ZM128 211H129V209H128ZM127 211V212H128ZM141 211H145V210H141ZM148 211V210H147ZM201 213H200V212ZM233 211V210H232ZM238 211V210H237ZM237 211H235V213L237 212ZM245 211V210H244ZM246 211H248V212H251L252 213V215L253 216H255L256 217V220L258 221V222H260V221H262V214H261V212H262V209H261V207L260 208H258V205H257V208H256V206L252 209V207H251V209L250 208H247L246 207ZM12 212V211H11ZM8 213V214H13V213ZM18 212V211H17ZM43 212V211H42ZM98 212V211H97ZM105 212V211H104ZM110 212V211H109ZM113 212V211H112ZM119 212V211H118ZM118 212H116V214L118 213ZM122 212V211H121ZM126 212V211H125ZM124 212V213H125ZM131 212V211H130ZM158 212H153V213H158ZM186 212V211H185ZM231 212V211H230ZM33 213V212H32ZM107 213V212H106ZM105 213V214H106ZM114 213V212H113ZM113 213H111V215L113 214ZM123 213V212H122ZM138 214H142V212H140L139 213V211L137 212ZM149 213V212H148ZM147 213V214H148ZM150 213H152V212H150ZM149 213V214H150ZM242 213H243V210H242ZM250 213V214H251ZM263 213H264V211H263ZM29 214H31V213H28V215ZM79 214H80V212H79ZM88 214H90V213H88ZM87 214V215H88ZM94 214H96V213H94ZM94 214H92L93 216H94ZM101 214V213H100ZM100 214H97V216L99 217V219H100V217H102V214H101V216H99ZM103 215V216H107V218H108V216H109V219H111V218H115V217H112V216H110V215ZM107 214H110V213H107ZM121 214V213H120ZM127 214V213H126ZM135 214V213H134ZM146 214V215H147ZM186 214H188V213H186ZM186 214H185V216H186ZM232 214V213H231ZM230 214V215H231ZM239 214V213H238ZM237 214V215H238ZM27 215V216H28ZM73 215V214H72ZM118 216H119V213L117 214ZM117 215H114V216H117ZM128 215V214H127ZM127 215H124V216H127ZM144 215V214H143ZM151 215V214H150ZM188 215V217H189V219H190V216ZM233 215H235V214H233ZM233 215H231V216H233ZM241 215V214H240ZM243 215V214H242ZM241 215V216H242ZM246 215H247V213H246ZM251 215V216H252ZM16 216V215H15ZM18 216V215H17ZM16 216V217H17ZM31 216V215H30ZM82 216V215H81ZM117 216V217H118ZM121 216V218H122V215H120ZM124 216H123V218H124ZM129 216L131 217L132 215H130L129 214ZM248 216H250L249 214H248ZM247 216V217H248ZM250 216V217H251ZM16 217H15V219H16ZM26 217V216H25ZM75 217H76V215H75ZM111 217V218H110ZM128 217V216H127ZM130 217L128 218V219H130ZM132 217H134V216H132ZM191 217V218H192ZM234 217V216H233ZM240 217V216H239ZM246 216H245V214H244V219H243V221L245 220V219H248V218H245ZM13 218V217H12ZM21 218H23V217H18L17 219H21ZM94 218H96L97 219V217L96 216H94ZM94 218H92V220L94 219ZM119 218V217H118ZM122 218V219H123ZM126 218V217H125ZM125 218H124V220L122 221V223L125 221ZM150 218V219H149ZM236 218H237V216H236ZM241 218V217H240ZM252 218V220L254 219L253 217H251ZM250 218V219H251ZM264 218V217H263ZM24 219V218H23ZM28 219V218H27ZM31 219V218H30ZM45 219V218H44ZM51 219V218H50ZM49 219V220H50ZM64 219V218H63ZM95 219V220H96ZM102 220H103V218H101ZM127 219V218H126ZM128 219H127V222H129L128 221ZM187 219V218H186ZM13 220V219H12ZM48 220V221H49ZM76 220V219H75ZM105 220V219H104ZM107 220V219H106ZM106 220H105V222H106ZM115 220H116V218H115ZM132 220H136V219H133L132 218ZM131 220V221H132ZM156 220V221H155ZM234 220H235V218H234ZM249 220V219H248ZM46 220H44V222H45ZM51 221V220H50ZM53 221V220H52ZM98 221V220H97ZM110 221H112V220H110ZM110 221H107L106 223H108V222H110ZM114 221V220H113ZM117 221V220H116ZM236 221V220H235ZM243 221H240L239 220V222H243ZM47 222V221H46ZM54 222V221H53ZM53 222H51V223H53ZM99 222H101V221H99ZM103 222V221H102ZM104 222V223H105ZM120 222H121V220H120ZM126 222V221H125ZM133 222V221H132ZM154 222H156V224L154 223ZM238 222V221H237ZM246 222H247V220H246ZM263 222V221H262ZM110 223H112V224H109L108 223V226L109 227H111L110 225H112V226H114L113 225V222H110ZM115 223V222H114ZM117 223H118V221H117ZM130 223V222H129ZM137 223V222H136ZM187 223V222H186ZM192 223H193V221H192ZM244 223H245V221L242 223L243 224V226H244ZM248 223H251V222H249L248 221ZM247 223V224H248ZM46 224H48L49 226H50V224H49V222H47ZM58 224V223H57ZM86 224V223H85ZM90 224V223H89ZM96 224V223H95ZM120 224V223H119ZM127 224V223H126ZM125 224V225H126ZM138 224H140V223H138ZM137 224V225H138ZM253 224H255V223H253ZM44 225V224H43ZM52 225V224H51ZM53 225H55L56 226V224H53ZM52 225V227H54ZM103 225V224H102ZM123 225H124V223H123ZM124 225V226H125ZM238 225H240V224H238ZM246 225V224H245ZM259 225V224H258ZM57 226H61L60 224L59 225H57ZM115 226H116V224H115ZM118 226V225H117ZM140 226V225H139ZM163 226V227H162ZM190 226V225H189ZM247 226V225H246ZM249 227V230L247 229V231L246 232H248V233H250V235L248 236L249 238H250V236H252L254 233H255V230L257 229V228H255V226L253 227L252 225H248ZM262 227V225H259V227ZM103 227H104V229L106 230V225H103ZM119 227V226H118ZM120 227H122V224L120 225ZM119 227V228H120ZM127 227V226H126ZM130 227V226H129ZM185 227H188V226H185ZM236 227H237V225H236ZM45 228H47L46 227V225H45ZM56 228V227H55ZM112 228V227H111ZM114 228V227H113ZM140 228H141V230H140ZM157 228V227H156ZM190 228V227H189ZM238 228H239V226H238ZM242 228V227H241ZM253 228V229H252ZM51 229V228H50ZM54 229V228H53ZM57 229V228H56ZM55 229V230H56ZM76 229V228H75ZM88 229H89V227H88ZM109 230L108 231H110V228H108ZM117 229V228H116ZM121 229V228H120ZM119 229V230H120ZM187 229V228H186ZM240 229V228H239ZM243 229V228H242ZM255 229V230H254ZM261 229H264L263 227L261 228ZM45 230V229H44ZM47 230H49V229H46V231ZM52 230V229H51ZM59 230V229H58ZM129 230V229H128ZM134 230V231H135ZM164 230V229H163ZM166 230V229H165ZM168 230H166V231H168ZM185 230V229H184ZM192 230V229H191ZM193 230H195V229H193ZM197 231H199L200 230V227L199 228H197L196 229ZM244 230V229H243ZM245 230H246V228H245ZM87 231V230H86ZM112 231H114V229L112 230ZM116 231H118V230H116ZM121 231H123V229L121 230ZM132 232V233H136V232ZM159 231H160V229H159ZM53 232H54V230H53ZM145 232H144V236H145ZM161 232V231H160ZM159 232V233H160ZM163 232V231H162ZM184 232V231H183ZM237 232H239V231H237ZM246 232H245V235H246ZM256 232H258V231H256ZM259 232H261V230L259 231ZM55 233V232H54ZM86 233V232H85ZM89 233V232H88ZM117 233V232H116ZM151 233V232H150ZM149 233V234H150ZM152 233H154V232H152ZM164 234L163 235H165V231L163 232ZM178 233V231L176 232V234ZM189 233H191V232H189ZM197 233V232H196ZM195 233V231L193 232V236L192 237H187L186 236V239H185V237L183 236V238H184V243H182L183 245H181L180 247L181 248H179V249H181V253L182 252H192L191 254H190V260L194 257V255L196 254H193V252H194V249H196L197 247H200V241L198 240V237L199 238H201L200 236H198V234H196ZM201 233V232H200ZM263 233H264V230H263ZM76 234V233H75ZM104 234V233H103ZM195 234V235H194ZM202 234V233H201ZM106 235V234H105ZM110 235V234H109ZM109 235H107V236H109ZM116 235V234H115ZM118 235V234H117ZM116 235V236H117ZM167 235H168V233H167ZM171 235V237L173 238V234H170ZM174 235H175V233H174ZM178 235V234H177ZM179 235H180V233H179ZM244 235V236H245ZM256 235H259V234H256ZM264 235V234H263ZM84 236H86V235H84ZM111 236V235H110ZM133 236H134V234H133ZM132 236V237H133ZM143 236V237H144ZM159 236V235H158ZM160 236H162V233L160 234ZM169 236V235H168ZM168 236H166V237H168ZM255 236V235H254ZM114 237V236H113ZM146 237V236H145ZM144 237V238H145ZM163 237H165V236H163ZM170 237V236H169ZM258 237V236H257ZM263 237V236H262ZM84 238V237H83ZM130 238V237H129ZM134 239L136 238V237H133ZM147 238V237H146ZM145 238V239H146ZM150 238V237H149ZM181 238H182V236H181ZM227 238H228V240H227ZM242 238H243V236H242ZM241 238V239H242ZM255 238V237H254ZM261 238V237H260ZM106 239V238H105ZM132 239V238H131ZM133 239V240H134ZM141 239V238H140ZM209 239H210V241H209ZM251 239V238H250ZM252 239H253V236H252ZM251 239V240H252ZM118 240V239H117ZM116 239H115V241H117ZM119 240H121V238L119 239ZM137 240H138V238H137ZM143 240V239H142ZM159 240V239H158ZM157 240V241H158ZM163 240H164V238H163ZM249 240V239H248ZM262 240V239H261ZM76 241V240H75ZM111 241V240H110ZM114 241V240H113ZM132 241V240H131ZM145 241V240H144ZM143 241V242H144ZM181 241V240H180ZM209 241V242H208ZM247 240H245L244 239V241L243 242H246ZM253 241V240H252ZM256 241H258L257 239H256ZM262 241H264V240H262ZM261 241V242H262ZM85 242V241H84ZM87 242H88V240H87ZM86 242V243H87ZM99 242V241H98ZM141 242V241H140ZM142 242V243H143ZM148 243H149V241H147ZM146 242V243H147ZM159 242H161V241H159ZM188 242V243H187ZM258 242H260V241H258ZM257 242V243H258ZM108 243V242H107ZM113 243V242H112ZM185 243H186V245H185ZM241 243H242V245H241ZM250 243V242H249ZM253 243V246H256V245H254V242H252ZM96 244V243H95ZM140 244V243H139ZM163 244V243H162ZM197 244H199V245H197ZM248 244V243H247ZM260 244V243H259ZM263 244H264V242H263ZM81 245V244H80ZM142 245V244H141ZM148 245V244H147ZM161 245V244H160ZM179 245V244H178ZM227 245V246H226ZM252 245V244H251ZM156 246V245H155ZM195 246H197L196 248H195ZM230 246V245H229ZM248 246V245H247ZM258 246V245H257ZM98 247V246H97ZM151 247V246H150ZM252 247V246H251ZM250 247V248H251ZM94 248V247H93ZM227 248V249H226ZM233 248V247H232ZM246 248V247H245ZM248 248V247H247ZM253 248V247H252ZM259 248V247H258ZM264 248V247H263ZM95 249V248H94ZM119 249V248H118ZM143 249H144V247H143ZM156 249V248H155ZM235 249V248H234ZM256 249V248H255ZM91 250V249H90ZM149 250V249H148ZM150 250H152V249H150ZM154 250V249H153ZM197 251L199 250V248H197L196 249ZM202 250H200V251H202ZM252 250H254V248L252 249ZM259 250V249H258ZM264 251L263 249H260V251ZM79 251V250H78ZM97 251V250H96ZM159 251V250H158ZM177 251V250H176ZM229 251V252H228ZM232 251V250H231ZM89 252V251H88ZM101 252V251H100ZM99 252V253H100ZM153 252V251H152ZM180 252V251H179ZM184 252V253H185ZM196 252V251H195ZM238 252V251H237ZM236 252V253H237ZM249 252V251H248ZM248 252H247V254H248ZM256 252H258V251H255V253ZM98 252H97V254H99ZM157 253H159V252H157ZM161 253V252H160ZM167 253H169V252H167ZM201 253H205V252H201ZM232 253H234V252H232ZM235 253V254H236ZM254 253V252H253ZM261 253V252H260ZM89 254V253H88ZM170 254V253H169ZM174 254V253H173ZM200 254V253H199ZM252 254V253H251ZM251 254H250V256H251ZM257 254V253H256ZM262 254V256L264 255L263 253H261ZM79 255V254H78ZM87 255V254H86ZM155 255H156V253H155ZM161 255H162V253H161ZM177 255H178V252H177ZM176 255V256H177ZM180 255V254H179ZM178 255V256H179ZM183 255L184 254H181L180 256H181V263H182V261H184V264H185V262H187L188 260H185V256L183 257ZM202 255V254H201ZM204 255V254H203ZM204 255V256H205ZM82 256V255H81ZM88 256V255H87ZM93 256V255H92ZM99 256V255H98ZM151 256V255H150ZM175 256V257H176ZM188 256V255H187ZM232 256V255H231ZM238 256V255H237ZM247 256V255H246ZM252 256H254L253 254H252ZM261 255H259V257H260ZM156 257H157V255H156ZM167 257V256H166ZM170 257V256H169ZM195 257H196V255H195ZM197 257H199V256H197ZM248 257H249V255H248ZM79 257L78 256H76V257H74V259L76 260V259H78ZM87 258V257H86ZM90 258V257H89ZM94 258V257H93ZM99 258V257H98ZM138 258V257H137ZM145 258V257H144ZM161 258V257H160ZM164 258V257H163ZM174 258V257H173ZM180 258V257H179ZM178 258V259H179ZM200 258H202V256L200 257ZM205 258V257H204ZM227 258V259H228ZM232 258H234V255L232 256ZM251 258V257H250ZM252 258H254V257H252ZM257 258H258V256H257ZM262 258H264V256L262 257ZM262 258H259V260L260 259H262ZM81 259V258H80ZM114 259V258H113ZM125 259V258H124ZM156 259V258H155ZM166 259V258H165ZM168 259V258H167ZM169 259H171V258H169ZM168 259V260H169ZM177 259V258H176ZM175 259V260H176ZM189 259V258H188ZM196 259V258H195ZM193 260V261H196V260ZM209 258H207V260H208ZM212 259H213V257H212ZM235 259V258H234ZM237 259V258H236ZM82 260V259H81ZM114 260H116V259H114ZM199 260H201V259H199ZM199 260H197V261H199ZM203 260H205V259H203ZM209 260H211V259H209ZM213 260H215V259H213ZM229 260V259H228ZM233 260V259H232ZM243 260V259H242ZM245 260V259H244ZM255 260H257V259H255ZM264 260V259H263ZM95 261V260H94ZM163 261V260H162ZM165 261V260H164ZM163 261V262H164ZM177 261V260H176ZM202 261V260H201ZM206 261V260H205ZM203 262L202 261V263H207V261L206 262ZM247 261V260H246ZM252 261V260H251ZM73 262V261H72ZM84 262V261H83ZM111 262V261H110ZM130 262V261H129ZM167 262V261H166ZM190 262V261H189ZM200 262V261H199ZM220 262V261H219ZM256 262V261H255ZM92 263V262H91ZM109 263V262H108ZM160 263V262H159ZM172 263V262H171ZM176 263V262H175ZM233 263V262H232ZM231 263V264H232ZM254 263V262H253ZM149 264V263H148ZM156 264V263H155ZM161 264V263H160ZM173 264V263H172ZM178 264H180V263H178ZM192 264V263H191ZM195 264V263H194ZM197 264V263H196ZM201 264V263H200ZM235 264V263H234ZM237 264V263H236ZM239 264V263H238ZM251 264H252V262H251ZM255 264V263H254ZM258 264H264V261H262V260H260L259 261V263Z\"/></svg>",
	"mask_w": 264,
	"mask_h": 264
}]
</instances>
